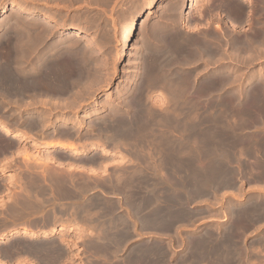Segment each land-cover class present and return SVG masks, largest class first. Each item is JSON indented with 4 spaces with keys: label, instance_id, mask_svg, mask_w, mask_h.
<instances>
[{
    "label": "bare ground",
    "instance_id": "6f19581e",
    "mask_svg": "<svg viewBox=\"0 0 264 264\" xmlns=\"http://www.w3.org/2000/svg\"><path fill=\"white\" fill-rule=\"evenodd\" d=\"M21 1V0H20ZM20 1H18V0H10V1H8L7 3H4L3 5H2V7H1V16H2V18L3 17H5V15L4 14H6L5 12H6V10H11V13L10 14H12V11L14 12L15 10L17 11L18 10V12L19 11H21V12H25V13H27V14H29L31 17H37L38 19H39V22H38V24L39 23H41V26H42V24L43 25H45V27L47 26V24H53V25H55V26H57L59 29H61V30H65V31H67V32H69V33H71V34H74V35H80V37H82L81 35L83 34V32H84V28L82 29L81 27H78V26H70V25H68L67 23H65L64 21H61V20H59V19H55L54 17H53V15H51V14H48V13H38L37 12V10L35 9V7L34 6H25L23 3H21ZM23 1V0H22ZM30 1V0H29ZM199 1V0H198ZM197 0H190V6L192 7V6H195V5H197V2H198ZM215 1V0H214ZM213 1V2H214ZM239 1V0H238ZM238 1H234V0H222V4L220 3V5H223L221 8H225L226 10L225 11H227V13L229 14V15H231V16H233L234 17V19H237V21L238 20H240V18L242 17V16H244V14H245V12H244V8H243V6H240L239 5V3H238ZM248 1V0H247ZM256 1H258V0H256ZM5 2V1H4ZM23 2H25V1H23ZM49 2V1H48ZM240 2V1H239ZM246 2V1H245ZM253 2V1H252ZM254 2H255V0H254ZM263 3H264V1H262ZM30 3H31V1H30ZM189 3V2H188ZM188 3H187V5H188ZM202 3V2H201ZM218 3V2H217ZM237 3V4H236ZM241 3V2H240ZM256 3V2H255ZM258 3V2H257ZM263 3H262V5H263ZM156 3L155 2H153V1H151V2H149L146 6H145V8H144V11H147V10H150V9H152L153 7H154V5H155ZM199 4V3H198ZM248 4V3H247ZM41 5H42V3H41ZM48 5H49V3H48ZM214 5H215V3H214ZM213 5V6H214ZM242 5H243V3H242ZM250 5H251V2H250ZM258 5H259V3H258ZM184 6V5H183ZM254 6V5H253ZM256 6V5H255ZM49 7V6H48ZM54 7V6H53ZM59 7H61V6H59ZM58 7V8H59ZM181 7V6H180ZM188 7V6H187ZM252 7V6H251ZM250 7V8H251ZM260 7V6H259ZM263 7V6H262ZM177 8V7H176ZM216 8V7H215ZM249 8V7H248ZM249 8V9H250ZM253 8V7H252ZM251 8V9H252ZM256 8H257V6H256ZM255 8V9H256ZM174 9V8H173ZM180 9V8H179ZM218 9V8H217ZM255 9L253 10V12H255ZM258 9H260V8H258ZM56 10V9H55ZM196 10V9H195ZM211 10V9H210ZM209 10V11H210ZM219 10V9H218ZM224 10V9H223ZM246 10V9H245ZM263 10V9H262ZM53 11V10H52ZM213 11H215V10H213ZM224 11V12H225ZM248 11V10H247ZM264 11V10H263ZM20 12V13H21ZM55 12H57V11H55ZM174 12V11H173ZM252 12V13H253ZM15 13V12H14ZM53 13V12H52ZM177 13H178V11H177ZM217 13V12H216ZM226 13V12H225ZM250 13V12H249ZM9 14V13H8ZM206 14V13H205ZM209 14H211V13H209ZM228 14H227V17H228ZM248 14V13H247ZM256 14V13H255ZM255 14L253 13L252 15H254V18H256L255 17ZM54 15H55V13H54ZM173 15V14H172ZM171 15V16H172ZM250 15V14H249ZM260 15V14H259ZM258 15V16H259ZM261 15H262V12H261ZM263 15H264V12H263ZM9 16V15H8ZM170 16V17H171ZM177 16V15H176ZM188 16V15H187ZM206 16V15H205ZM208 16V15H207ZM218 16V15H217ZM256 16H257V14H256ZM28 17V16H27ZM168 17V16H167ZM167 17H166V20H167ZM178 17V16H177ZM225 17H226V15H225ZM226 17V18H227ZM245 17H247V16H245ZM245 17L243 18V21H245L244 19H245ZM171 18H173V16L171 17ZM180 18H181V16H180ZM184 18H186V17H184ZM252 18H253V16H252ZM261 18V17H260ZM8 19V18H7ZM11 19H13V18H11ZM32 19V18H31ZM140 19V18H139ZM165 19V18H164ZM178 19V18H177ZM176 19V20H177ZM248 19V18H247ZM261 19H263V17L261 18ZM232 20H233V18H232ZM231 20V21H232ZM1 21V20H0ZM5 21V20H4ZM7 21V20H6ZM5 21V22H6ZM13 21H15V20H13ZM175 20H173L172 21V23L174 22ZM219 21V20H218ZM227 21V20H226ZM229 21V20H228ZM233 21H236V20H233ZM232 21V24L233 23H235V22H233ZM249 21V20H248ZM248 21H246V22H248ZM253 21V20H252ZM252 21H250V23L252 22ZM255 21H257L256 19H255ZM17 22H19V21H17ZM36 22H37V20H36ZM145 22V21H144ZM144 22H143V20L142 21H140V23L138 24V22H136L135 23V26H134V28H133V32L132 31H130V33H129V35L125 38V40L124 41H122V43H121V48H120V50H121V53L122 54H124V55H126L127 53H128V51H129V48H130V46H131V44H132V42H133V40L135 39V36H139V35H141L143 32H144V30H145V25H144ZM165 22V21H164ZM177 22V21H176ZM225 22V21H224ZM224 22L222 23V24H224ZM239 23H240V21H238ZM237 22V23H238ZM9 23V22H8ZM11 23V22H10ZM169 23V22H168ZM170 23H171V20H170ZM171 23V24H172ZM178 23H180L179 22V20H178ZM178 23H176V24H178ZM185 23V22H184ZM195 23V22H194ZM220 23V22H219ZM231 23V22H230ZM258 23V22H257ZM262 23V22H261ZM7 24V23H6ZM37 24V25H38ZM241 24H242V22H241ZM252 24H254V22L252 23ZM256 24V23H255ZM8 25H10V24H8ZM13 25H15V22H14V24ZM17 25V24H16ZM24 25V24H23ZM22 25V26H23ZM137 25V26H136ZM166 25H167V23H166ZM173 25V24H172ZM182 25H183V23H182ZM196 25V24H195ZM231 25V24H230ZM230 25H228V26H230ZM233 25H235V24H233ZM240 25V24H239ZM245 25V24H244ZM250 25V24H249ZM260 24H258V26H259ZM11 26V25H10ZM40 26V27H41ZM52 26V25H51ZM178 26H179V24H178ZM181 26V25H180ZM225 26V25H224ZM223 26V27H224ZM236 26H237V24H236ZM243 26V25H242ZM241 26V27H242ZM258 26H257V28H255V29H258L257 30V32H253L252 30V34L253 35H251V37H247V36H249V33H248V35L246 36V35H243V37H240L239 36V34L237 33V31L234 33V34H231V33H228L229 31H228V28H227V34H231L230 36H229V38L227 37V40H228V45L230 44V45H232L233 46V48L231 49V50H233V49H235V52H239L238 53V56H240L239 58H241V59H245L247 62H252V61H254V60H263L264 59V26H261V27H263V28H261L260 26H259V28H258ZM12 27V26H11ZM17 27H19V26H16V28ZM54 27V26H53ZM169 27V26H168ZM192 27V26H191ZM219 27V25L217 26V28ZM255 27V26H254ZM34 28V27H33ZM47 28H49L48 26H47ZM174 28V27H173ZM178 28V27H177ZM216 28V29H217ZM225 29H226V27H224ZM223 28V29H224ZM233 28H236V27H233ZM13 29H15L14 28V26H13ZM12 29V30H13ZM43 29H44V27H43ZM52 29V28H51ZM166 29V28H165ZM164 29V30H165ZM171 29V28H170ZM179 29H181V28H179ZM216 29H212L213 31H217ZM220 29H222V28H220ZM224 29V30H225ZM230 29H232V28H230ZM11 30V29H10ZM16 30V29H15ZM31 30V29H30ZM38 30V32H39V29H36V31ZM53 30V29H52ZM131 30V29H130ZM176 30V29H175ZM205 30H207V29H205ZM223 30V31H224ZM250 30V29H249ZM9 31V30H8ZM6 32V33H9L10 34V32ZM35 31V30H34ZM41 31H42V28H41ZM50 31V30H49ZM162 31V30H161ZM173 32H174V30H172ZM177 31H178V29H177ZM203 31V30H202ZM231 31V30H230ZM233 31H235V30H233ZM232 31V32H233ZM13 32V31H12ZM16 32V31H15ZM27 32V31H26ZM43 32H47V31H43ZM51 32V31H50ZM60 32V31H59ZM132 32V33H131ZM135 32H136V35H135ZM165 32V31H164ZM168 32H169V30H168ZM171 32V31H170ZM181 31L179 30L178 31V33H180ZM183 32V31H182ZM191 32H193V31H191ZM195 32H197V31H195ZM195 32H193V33H195ZM209 32V31H208ZM225 32V31H224ZM239 32V31H238ZM16 33H18V32H16ZM15 33V34H16ZM178 33H176L175 32V34H171V38H170V40H169V42H166L168 45H164L163 47H162V49H159L160 50V54L159 55H161V57L159 58V59H156V56H155V61H153V60H149V62L150 63H148V61H146L147 63H146V65H142V63H140L139 64V66H141V68H143V70H144V72L142 73L143 74V76H141V73H140V76H141V78H140V81H139V83H136V84H139V92H138V94H136V95H138V96H131V98H130V100L128 101V102H126V101H123V103L124 102H126V104L125 105H119L120 107H122V108H119V109H117V110H119L118 112L119 113H117L116 111V109H115V112L117 113V114H114V118L113 119H110V117L112 118V116H110L108 119H105L106 121H110L111 122V124L112 125H114V126H112L113 127V129L112 130H114V128H115V132H116V135L115 136H117L118 138H120V139H125L126 141H133L134 139H137V138H140V137H137V138H134V137H132L131 136V134H132V132L133 133H136L134 130V128L135 127H133V126H135L137 123L139 124V127L140 126H142V127H146L147 128V125H150L151 123H153V125L152 126H150V127H153L154 126V128H157L159 125H161V124H158V123H161V122H163L164 124H162L163 126H168L169 127V125H170V123H172V121H174V122H176V121H178V123H176V124H174V125H180V123L182 122L183 124H184V121H182V120H186L185 121V124H186V126H191V105L192 106H194L193 107V109L194 108H196L197 107V105H196V100H194V101H191L192 99H191V95L192 94H194L195 93V95L197 94V92H203V95H204V92H208V93H212V92H216V90H218V89H220V88H222L223 86H225L224 84H225V82H219V81H217L218 79V76H220V75H218V73H209L208 75L206 74V76H204L203 77V80H202V82L201 81H197V79L199 78V76L196 74V73H193V70L194 71H196L195 69H193V70H191V74H189V75H191V77L190 76H188L187 75V73H188V71H187V73L186 72H184L183 71V68L181 67L182 66V61H178V57L179 56H181V58H182V56H184V55H187V54H189L190 52H191V50H192V53L190 54V55H192L193 54V58L191 59V61H193L194 60V58H196V57H199V55L201 56L203 53H205V54H207V55H205V56H208L209 57V54L210 55H214V53H215V48H211L212 46V44L210 45L209 44V42H210V40L211 39H207V37L206 36H204L203 34V36H201V37H193L192 35H193V33H192V37H193V39H190L189 41L187 40L186 42H183L184 40H182V38H181V40H179V38L181 37H178ZM187 33V32H186ZM217 33H219V30H218V32ZM217 33H215V34H217ZM220 33H221V30H220ZM219 33V34H220ZM226 33V32H225ZM246 33V34H247ZM254 33H255V35H254ZM2 34V33H1ZM5 34V33H4ZM34 34H35V32H34ZM41 34V33H40ZM44 34H46V33H43V35H41V37L42 36H44L45 37V35ZM157 34H158V32H157ZM163 34V33H162ZM200 34H201V31H200ZM208 34V33H207ZM211 34V33H210ZM215 34H214V36H215ZM17 35V34H16ZM15 35V36H16ZM19 35V34H18ZM17 35V36H18ZM38 35V34H37ZM47 35V34H46ZM50 35V34H49ZM48 35V36H49ZM54 35V34H53ZM73 35V36H74ZM155 35V34H154ZM160 35V34H159ZM168 35V34H167ZM170 35V34H169ZM183 35V34H182ZM185 35V34H184ZM184 35L182 36V37H184ZM188 35V34H187ZM190 35V34H189ZM188 35V36H189ZM197 35V34H196ZM195 35V36H196ZM220 35H222V34H220ZM1 36V35H0ZM5 36H7V35H5ZM8 36H10V35H8ZM7 36V37H8ZM11 36H14L13 34L11 35ZM33 36V35H32ZM31 36V37H32ZM163 36V35H162ZM186 36V35H185ZM198 36V35H197ZM213 36V37H214ZM3 37V36H2ZM30 37V38H31ZM34 37V36H33ZM40 37V36H39ZM50 37V36H49ZM54 37V36H53ZM57 37V36H56ZM154 37H157V36H154ZM164 38H165V36H163ZM211 37V36H210ZM209 37V38H210ZM218 39H220L221 37H223V36H219L218 35ZM226 37H224V38H226ZM1 38V37H0ZM4 38V37H3ZM34 38H37L38 39V37H34ZM34 38H32L31 40L33 41V39ZM43 38V37H42ZM46 38H48L47 36H46ZM45 38V39H46ZM67 38V37H66ZM75 38H76V36H75ZM83 38V37H82ZM85 38V37H84ZM158 38V37H157ZM156 38V39H157ZM196 38V39H195ZM20 39V38H19ZM73 39V38H72ZM91 39V38H90ZM89 39V40H90ZM137 39V38H136ZM155 39V38H154ZM160 40H161V37L159 38ZM158 39V40H159ZM184 39V38H183ZM185 39H186V37H185ZM188 39V38H187ZM214 39V38H213ZM212 39V40H213ZM215 39H217V37L215 38ZM13 40H14V37H13ZM41 40V39H40ZM42 40H44V38L42 39ZM70 40V39H69ZM92 40V39H91ZM209 40V41H208ZM222 40V39H221ZM224 40H226V39H224ZM12 41V40H11ZM21 41V40H20ZM37 41V40H36ZM60 41V40H59ZM66 41V40H65ZM215 41V40H214ZM213 41V42H214ZM15 42V41H14ZM34 42V41H33ZM38 43L40 42V43H44L43 41L41 42V41H37ZM36 42V43H37ZM51 42H52V40H51ZM51 42H50V44H51ZM63 42V41H62ZM76 42V41H75ZM80 42V41H79ZM78 42V43H79ZM93 42V41H92ZM158 42V41H157ZM161 42V41H160ZM160 42H158V43H160ZM165 42V41H164ZM164 42H162V43H164ZM216 42V41H215ZM217 42H218V40H217ZM216 42V43H217ZM227 42V41H226ZM1 43H4V41L2 42V39H1ZM7 43V42H6ZM11 43V42H10ZM74 43V42H73ZM85 43V42H84ZM146 43V42H145ZM144 43V44H145ZM154 43V42H153ZM157 43V44H158ZM162 43H160V44H162ZM225 43V42H224ZM224 43H223V45H224ZM5 44V43H4ZM3 44V45H4ZM12 44V43H11ZM14 44V43H13ZM15 44H16V42H15ZM14 44V45H15ZM45 44V43H44ZM89 44V43H88ZM95 44V43H94ZM93 44V45H94ZM149 44H150V42H149ZM152 44V43H151ZM222 44V43H221ZM14 45L12 46V49H11V52L13 51V54H15V52L18 50L17 48V46H15L14 47ZM34 45V44H33ZM43 45V44H42ZM46 45V44H45ZM49 45V44H48ZM53 45V44H52ZM67 45H70V44H68L67 43ZM74 45V44H73ZM76 45V44H75ZM90 45H91V41H90ZM142 45V44H141ZM154 45V44H153ZM215 45V44H214ZM226 45H227V43H226ZM229 45V46H230ZM50 46V45H49ZM53 46H55V45H53ZM61 46V45H60ZM71 46V45H70ZM69 46V47H70ZM85 46H87V45H84V46H82V47H85ZM135 46V45H134ZM146 46H148V45H146ZM150 46V45H149ZM191 46H192V48H191ZM217 46H218V44H217ZM14 47V48H13ZM17 47V48H16ZM23 47V46H22ZM31 47V46H30ZM34 47H38V46H34ZM43 47V46H42ZM75 46H73V48H74ZM79 47V46H78ZM90 47V46H89ZM92 47V46H91ZM143 47H145V45H142V47L140 46H136V47H134V55H132V56H134V59H136L138 56H142L143 55V53H142V55H141V52H142V49H143ZM218 47H223L222 45L220 46H218ZM32 48V47H31ZM39 48V47H38ZM62 48V47H61ZM66 48H67V46H66ZM72 48V49H73ZM150 48H151V46H150ZM154 48H157V47H154ZM153 48V49H154ZM229 48H231V46L229 47ZM2 49V48H1ZM4 49V48H3ZM52 49L54 50V47H52ZM51 49V50H52ZM78 49V48H77ZM148 49V48H147ZM146 49V50H147ZM218 49V48H217ZM220 49V48H219ZM222 49V48H221ZM220 49V50H221ZM224 49H225V47H223V50H221V51H224ZM5 50V49H4ZM35 50V49H34ZM37 50V49H36ZM47 50V49H46ZM50 50V51H51ZM52 50V51H53ZM62 50H64V48L62 49ZM61 50V51H62ZM67 50V49H66ZM69 50H71L70 48H69ZM145 50V49H144ZM156 50V49H155ZM225 50H227V49H225ZM30 51H33V49L32 50H30ZM38 51V50H37ZM78 51V50H77ZM153 50H151V52H152ZM234 51V50H233ZM232 51V52H233ZM39 52V51H38ZM59 52V51H58ZM57 52V53H58ZM79 52V51H78ZM145 52V51H144ZM157 52V51H156ZM226 52V51H225ZM224 52V53H225ZM229 52V51H228ZM227 52V53H228ZM31 53V52H30ZM33 53V52H32ZM62 53V52H61ZM132 53V54H133ZM147 53V52H146ZM153 53V52H152ZM218 53V52H217ZM216 53V54H217ZM224 53H221V54H224ZM230 54H231V51L229 52ZM41 54V53H40ZM147 54H151V53H147ZM215 54V55H216ZM236 54V53H235ZM19 55V54H18ZM38 54H36V56H37ZM61 55V54H60ZM65 55H66V53H65ZM68 55V54H67ZM71 55V57H73L74 56V54L72 55V54H70ZM155 54H153V55H150L151 57H153ZM214 55V56H215ZM227 55V54H226ZM234 55V54H233ZM1 56V55H0ZM23 56V55H22ZM31 56V55H30ZM51 56V55H50ZM55 56V55H54ZM53 56V57H54ZM77 55H75L74 57H76ZM84 56V55H83ZM144 56H145V54H144ZM204 56V57H205ZM214 56H211V57H213L214 58ZM224 56V55H223ZM229 56V55H228ZM231 56H232V54H231ZM21 57V56H20ZM19 57V58H20ZM39 57V56H38ZM44 57V56H43ZM47 57V56H46ZM49 57V56H48ZM47 57V58H48ZM52 57V56H51ZM50 57V58H51ZM58 57V56H57ZM56 57V58H57ZM78 57V56H77ZM151 57H149V59H152ZM190 57V56H189ZM203 57V56H202ZM203 57V58H204ZM207 57V58H208ZM218 57V56H217ZM7 58V57H6ZM10 58H12V57H10ZM24 58H26V57H24ZM55 58V57H54ZM62 58H63V56H62ZM81 58V57H80ZM83 58H85V57H83ZM83 58H81V59H83ZM144 58V57H143ZM158 58V57H157ZM180 58V59H181ZM200 58V57H199ZM207 58H205V59H207ZM219 58H221V57H219ZM218 58V59H219ZM224 58H225V56H224ZM227 58V57H226ZM230 58V57H229ZM233 58V57H232ZM236 58H238V57H236ZM4 59V58H3ZM3 59H0V117H3V118H6L7 119V117L8 116H6V115H4L3 113H4V109H6L7 107H8V105H7V107L5 108L4 107V109H3V105H4V103H6V100L4 99V97L5 96H11L12 97V94H17V96L20 98L21 96H22V93H24L23 92V90H24V88L26 87L27 88V86H33V87H38V85H40V82H39V79H38V74H35L34 72V74L35 75H28V76H19L20 74H18V75H16L17 73H16V71H14L11 67H10V65L11 64H9V62H4L3 61ZM14 59V58H13ZM17 59H18V57H17ZM36 59V58H35ZM44 59V58H43ZM46 59V58H45ZM44 59V60H45ZM49 59V58H48ZM58 59H59V57H58ZM58 59H56V61L58 60ZM66 59V58H65ZM87 59V58H86ZM85 59V60H86ZM147 59H148V57H147ZM205 59H203V60H205ZM215 59H217L216 57H215ZM214 59V60H215ZM16 60V59H15ZM26 60V59H25ZM38 60V59H37ZM47 60V59H46ZM66 60H68V59H66ZM76 60V59H75ZM78 60V59H77ZM137 60V59H136ZM140 60V59H139ZM185 60V59H184ZM200 60L202 61V59L200 58ZM225 60V59H224ZM227 60V59H226ZM235 60V59H234ZM237 60V59H236ZM235 60V61H236ZM240 60V59H239ZM8 61H10V60H8ZM19 61H20V59H19ZM33 61H35V60H33ZM42 61V60H41ZM50 61H51V59H50ZM55 61V62H56ZM72 61V60H71ZM83 61V60H82ZM142 61V60H141ZM187 61V60H186ZM188 61H190V60H188ZM190 61V62H191ZM212 61V59L209 61V62H211ZM215 61H217V60H215ZM228 61V60H227ZM226 61V63H228ZM230 61V60H229ZM231 61H232V59H231ZM230 61V62H231ZM21 62V61H20ZM20 62L18 63V61H17V63L16 64H20ZM43 62H45V64H46V61H43ZM60 62H61V60H60ZM77 62H79V61H77ZM88 62V61H87ZM131 62H133V63H135L136 61H131ZM143 62V61H142ZM195 62V61H194ZM193 62V63H194ZM199 62V61H198ZM205 62V61H204ZM206 62H207V60H206ZM213 62V61H212ZM217 62H220V60L219 61H217ZM216 62V63H217ZM222 62H225V61H223V59H221V62H220V64H217V65H221V63ZM233 62V61H232ZM256 62V61H255ZM30 63H31V61H30ZM38 63V62H37ZM41 63V62H40ZM47 63H48V61H47ZM56 63H58V62H56ZM62 63V62H61ZM91 63V62H90ZM132 63V64H133ZM139 63V62H138ZM145 63V62H144ZM208 63V62H207ZM234 63H237V62H234ZM242 64H243V62H241ZM246 63V62H245ZM254 63V62H253ZM22 64H23V62H22ZM22 64H21V66H22ZM25 64V63H24ZM44 64V63H43ZM66 63H62L60 66L61 67H63L64 68V66H62V65H65ZM70 64V63H69ZM93 64V63H92ZM129 64H130V62H129ZM188 64V63H187ZM192 64V63H191ZM196 64H198V63H196ZM205 63H203V65H204ZM249 64V63H248ZM13 65V64H12ZM34 65V64H33ZM47 65V64H46ZM49 65V64H48ZM47 65V66H48ZM55 65H58V64H55ZM68 65V64H67ZM67 65H65V67L67 66ZM78 65V64H77ZM82 65H83V63H82ZM190 65V64H189ZM208 65V64H207ZM206 65V66H207ZM213 65H215V64H213ZM212 65V66H213ZM228 65H230L229 63H228ZM236 65V64H235ZM234 65V66H235ZM259 65V64H258ZM41 66V65H40ZM43 66V65H42ZM50 66H51V68L52 67H54V66H52L51 65V62H50ZM85 66V65H84ZM96 66V65H95ZM94 66V67H95ZM131 66V65H130ZM133 66V65H132ZM138 66V65H137ZM185 66V65H184ZM190 66H192V65H190ZM189 66V67H190ZM194 66H195V63H194ZM209 66V65H208ZM224 66V65H223ZM225 66H227L226 64H225ZM251 66H252V64H251ZM22 67H24V66H22ZM35 66H33V69H35L34 68ZM39 67V66H38ZM49 67V66H48ZM58 67V66H57ZM60 67V68H61ZM68 67H70V65L68 66ZM92 67V66H91ZM93 67V68H94ZM188 67V66H187ZM193 67V66H192ZM200 67H202V66H200ZM221 67V66H220ZM230 67V66H229ZM238 67V66H237ZM243 67V66H242ZM248 67V66H247ZM17 68H20V67H18L17 66ZM45 68V67H44ZM62 68V69H63ZM71 68V67H70ZM76 68H79V67H76ZM89 69H91L90 67H88ZM140 68V67H139ZM140 68V69H141ZM194 68V67H193ZM197 68V67H196ZM208 68V67H207ZM231 68V67H230ZM24 69V68H23ZM38 69H40V68H38ZM46 69H47V67H46ZM45 69V70H46ZM134 69V68H133ZM199 69V68H198ZM203 69H204V67H203ZM233 69V68H232ZM247 69V68H246ZM256 69H258V68H256ZM16 70V69H15ZM41 70H42V68H41ZM49 70V69H48ZM51 70V69H50ZM73 70V69H72ZM78 70V69H77ZM79 70H81V69H79ZM130 70V69H129ZM185 70V69H184ZM201 70V72H199L200 74L201 73H203L204 72V70L202 71V69H200ZM199 70V71H200ZM207 70V69H206ZM227 70V69H226ZM229 71H230V69H228ZM253 70V69H252ZM251 70V71H252ZM58 71V70H57ZM64 72H65V69L63 70ZM198 71V70H197ZM196 71V72H197ZM217 71V70H216ZM219 71H221V69L219 70ZM232 71V70H231ZM244 71H246V70H244ZM250 71V70H249ZM17 72H20V71H17ZM28 72V71H27ZM30 72V71H29ZM46 73H44V74H42V77H39L42 81H53V80H51V78L49 77V76H47V70L45 71ZM56 72V71H55ZM60 72V71H59ZM67 72V71H66ZM83 72V74H84V71H82ZM81 72V73H82ZM133 72V71H132ZM137 72H138V70H137ZM141 72H142V70H141ZM235 72V71H234ZM255 72H257L256 73V75L254 76V75H252L251 77H250V80L248 81L247 80V91H245V92H247V94H249V96L245 99L244 98V100L245 101H249V104L247 105V104H245L244 106H243V102H242V104H239V106H241V107H239L238 109L240 110H237L238 111V114L240 115V117L242 118L243 117V120H242V123L240 122L241 121V119H240V123H237V124H234V125H231L232 127H230L231 128V130L230 129H228L230 132H231V134L229 133V132H227V131H225V130H223V131H221V130H219L218 128H217V130L216 129H214L213 130V128H211V127H209V129H206L205 130V132H204V134L203 133H200V136H199V134L198 135H194L195 137H196V139H194V141L193 142H195V141H198V142H200V145H198V146H194V144L193 143H191L190 144V142H189V140H186L185 141V143H184V141H181V142H183V144L182 143H180L178 146H173V145H175V144H173V143H171V144H173V145H169V146H167V147H164V146H166V145H163V144H161V141H160V145H162L161 147H163V148H161L160 147V145L158 146V147H160L161 149H163L162 151H164L161 155H162V157L160 156V155H158V156H160L161 158V163H162V165H163V167L162 168H164V169H166L165 167H166V163H169V162H171L170 164H168L169 165V167L168 168H170V170L171 171H173V172H171V174L169 173V175H168V177H170V179H168L167 178V180H169V182L168 183H171L172 184V186L175 188V185L176 186H178V188H182L183 187V182H179L180 181V179H182V178H180L179 179V181L178 180H176L174 177H176V176H174V172L176 171V170H183V172L184 171H189L188 172V175H189V173H190V175H191V187L189 188V187H187L185 190H187V191H185L186 192V196L188 195L189 196V198H191L190 199V201L191 200H194V199H201V198H203L204 197V195H207V193L208 192H210V190L211 189H215V188H217V189H224V188H227V189H230V191L229 192H223V197H226V196H224L225 194L227 195V197H226V201H225V203H226V205H224L225 207L223 208L224 210H223V212H220V213H224L225 215H227V216H229V217H233V219L235 218V220L233 221V223L234 222H236V221H240L239 222V224L241 223V224H244L245 222V224H248V222L250 221L252 224H255V227H251L253 230H256V244H257V246L258 247H256L255 248V250L258 248V251L256 252L255 250V252H256V254H258L257 255V257H256V254H255V256L254 257H256L254 260H256L257 259V263L258 264H264V260H263V258H264V254L262 253L261 254V252H263L264 251V66H262V67H260L257 71H255ZM26 73V72H25ZM31 73V72H30ZM52 73H53V71H52ZM57 73V72H56ZM56 73H55V75H56ZM94 73V72H93ZM95 73H96V71H95ZM101 73V72H100ZM189 73H190V71H189ZM225 73H227V72H225ZM27 74V73H26ZM29 74V73H28ZM58 74H60V73H58ZM64 74V73H63ZM88 73H86V76H88L87 75ZM228 74V73H227ZM238 74V73H237ZM247 74H250V73H247ZM255 74V73H254ZM22 75H24V74H22ZM41 75V74H40ZM39 75V76H40ZM50 75H51V73H50ZM65 75V74H64ZM78 75V74H77ZM95 75V74H94ZM223 75H225L224 73H223ZM221 76V77H219V78H222L223 79V77L224 76ZM233 75V74H232ZM235 76H236V74H234ZM234 75L233 76H231V77H234ZM52 76V75H51ZM61 76V75H60ZM79 76V75H78ZM80 76H81V74H80ZM96 76V75H95ZM138 76V75H137ZM136 76V77H137ZM203 76V75H202ZM53 77V76H52ZM55 77V76H54ZM57 77V76H56ZM55 77V78H56ZM64 77V79H65V76H63ZM85 77V76H84ZM97 77V76H96ZM100 77V76H99ZM134 77V74H130V75H124V76H121L120 77V79L119 80H117L118 81V83H117V87H116V90L114 91V93L112 92H110V91H106V93H105V99L107 100V103H108V101H110V100H112L114 97H117V96H121V95H124L125 97L126 96H128V92H126V88L128 87V85H129V83H130V81H131V78H133ZM245 77H247V76H245ZM249 77V76H248ZM55 78H53L54 79V81H55ZM60 78V77H59ZM68 78V77H67ZM71 78H73V77H71ZM87 78V77H86ZM228 78V77H227ZM237 78V77H236ZM50 79V80H49ZM79 79V78H78ZM88 79V78H87ZM90 79V78H89ZM95 79V78H94ZM93 79V80H94ZM97 79V81L99 80L98 78H96ZM139 79V78H138ZM217 79V80H216ZM225 79V78H224ZM223 79V80H224ZM244 79V78H243ZM254 79H255V81H254ZM57 80H59V82H60V79H57ZM76 80V79H75ZM92 80V81H93ZM103 80L104 79H102V82H103ZM107 80V79H106ZM220 80V79H219ZM230 80V79H229ZM228 80V81H229ZM232 80V79H231ZM239 80V79H238ZM84 81V80H83ZM86 81V80H85ZM100 81V80H99ZM98 81V82H99ZM108 81V80H107ZM134 81H135V79H134ZM233 81H234V79H233ZM48 82H47V84H48ZM63 82V81H62ZM65 82V81H64ZM71 82H73V81H71ZM79 82V81H78ZM78 82H77V85H78ZM93 82H95V81H93ZM68 83H69V81H68ZM80 83H82V82H79V84ZM86 83V82H85ZM131 83H132V81H131ZM230 83V82H229ZM237 83V82H236ZM251 83H253V84H251ZM42 84H43V82H42ZM56 84V83H55ZM58 84V83H57ZM61 84H63V83H61ZM65 84V83H64ZM90 84H91V82H90ZM94 84V83H93ZM97 84V83H96ZM98 84H101L100 82L98 83ZM97 84V85H98ZM233 84V83H232ZM239 84V83H238ZM44 85H45V82H44ZM50 85V84H49ZM69 85H72V84H69ZM77 85H76V87H77ZM85 85V84H84ZM82 86V88L84 87V91H83V89H82V91L85 93V92H87L85 89H86V86L88 85V82H87V84H86V86ZM135 85V84H134ZM133 85V86H134ZM249 85V86H248ZM48 86V85H47ZM52 86H54V85H52ZM57 86H59V85H57ZM73 86V85H72ZM89 86V85H88ZM87 86V88H89ZM93 85L91 84V87H92ZM101 86V85H100ZM133 86H131V88L133 87ZM138 86V85H137ZM233 86V85H232ZM50 87H51V85H50ZM97 87V86H96ZM135 87V86H134ZM55 88H56V85H55ZM55 88H53V89H55ZM74 88V87H73ZM80 88V87H79ZM161 89V91H165L167 94L165 95L166 97H169L168 98V100H167V104L169 105H167L168 107H165L164 106V108L162 107V108H160L161 110H163L162 112H161V110L159 111L158 109L159 108H157V109H155L154 107H153V104L151 105L153 108H150V105H149V103H148V101L147 100H149L150 98L149 97H147V96H145L144 94H143V91H146V90H144V89ZM240 88V87H239ZM239 88H237V89H239ZM52 89V90H53ZM59 90H62V92H64L63 90L64 89H62V88H58ZM138 89V88H137ZM223 89V88H222ZM240 89H242V88H240ZM44 90H46V89H44L43 88V91ZM50 90V89H49ZM48 90V92H50ZM58 90V91H59ZM68 90V89H67ZM133 90H135V89H133ZM215 90V91H214ZM243 90V89H242ZM246 90V89H245ZM29 91V90H28ZM27 91V92H28ZM31 91V90H30ZM32 91H33V89H32ZM35 91H36V89H35ZM39 91V90H38ZM43 91H41V94L43 95V94H46V93H42ZM53 91H55V90H53ZM57 91V92H58ZM66 91V90H65ZM130 91V90H129ZM132 91V90H131ZM240 91V90H239ZM52 92V91H51ZM56 92V93H57ZM71 93L70 94H72V91H70ZM75 92V91H74ZM78 92H79V90H78ZM80 92H81V90H80ZM93 92V91H92ZM134 92V91H133ZM146 92H148V91H146ZM145 92V93H146ZM150 92V91H149ZM154 92V91H153ZM164 92V93H165ZM219 92H221V91H219ZM243 92V91H242ZM245 92H243V94L245 93ZM31 93H34V92H31ZM60 93V92H59ZM132 93V92H131ZM217 93V92H216ZM240 93V92H239ZM25 94H28V93H26L25 92ZM25 94H24V96H25ZM37 94V93H36ZM38 94H40V93H38ZM41 94H40V96L39 97H41ZM49 94V93H48ZM48 94H47V96H48ZM58 94V93H57ZM61 94V93H60ZM78 94V93H77ZM89 94V93H88ZM148 94V93H147ZM157 94H159L158 93V91H157ZM161 94H163V93H161ZM161 94H159V95H161ZM213 94V93H212ZM50 95V94H49ZM63 95V94H62ZM131 95V94H130ZM133 95V94H132ZM164 95H163V97H164ZM194 95V98H193V96H192V98L193 99H195V96ZM242 95V94H241ZM27 96V95H26ZM31 96V95H30ZM57 96V95H56ZM55 96V97H56ZM66 96V95H65ZM77 96V95H76ZM78 96H80V93H79V95ZM91 96V95H90ZM150 96V95H149ZM240 96V95H239ZM247 96V95H246ZM37 97V96H36ZM35 97V98H36ZM52 97V96H51ZM51 97H49V98H51ZM61 97V96H60ZM62 97H64V96H62ZM69 97H73V94H72V96L70 95ZM74 97H75V95H74ZM83 97H85V96H83ZM149 98V99H147V98ZM211 97V96H210ZM213 97V96H212ZM234 97V96H233ZM44 98H47V97H44ZM43 98V99H44ZM48 98V99H49ZM66 98H68V96H66ZM82 98V97H81ZM80 98V99H81ZM89 98V97H88ZM154 98H155V95H154ZM198 98H200V97H198ZM206 98H209V97H206ZM28 99H31V98H28ZM41 99H42V97H41ZM40 99V100H41ZM62 99V98H61ZM64 99H65V97H64ZM69 99V98H68ZM77 99H79V98H77ZM87 99V98H86ZM122 99H123V97H122ZM121 99V100H122ZM157 99H159V98H157ZM161 99H162V95H161ZM165 99V97L163 98V100ZM197 99V98H196ZM13 100V99H12ZM52 101H53V99H51ZM51 100H49V102L48 101H46V102H48L49 104H52L51 103ZM55 100V99H54ZM73 100V99H72ZM105 100V101H106ZM150 100H153L152 98L150 99ZM149 100V101H150ZM198 100V99H197ZM243 100V101H244ZM20 101V100H19ZM19 101L17 102V103H19ZM32 101V100H31ZM30 101V102H31ZM34 101V100H33ZM57 101V100H56ZM58 101H60V100H58ZM66 101H68V100H66ZM66 101H64L63 99H62V103L66 106H68V104H71L70 102H68V104H65L64 102H66ZM69 101H70V99H69ZM75 101H77V100H75ZM79 101V100H78ZM77 101V102H78ZM156 101V100H155ZM158 101V100H157ZM214 101H215V99H214ZM236 101H239V98H238V100H236ZM244 101V102H245ZM21 102V101H20ZM44 100H43V105H44ZM72 102V101H71ZM76 102V103H77ZM79 102H81V100L79 101ZM119 102V101H118ZM151 102V101H150ZM159 102H163V101H158L157 103H159ZM165 102V101H164ZM223 102V101H222ZM246 102V103H247ZM15 103V102H14ZM28 103H29V101H28ZM28 103H27V107H28ZM41 103V102H40ZM61 103V104H62ZM75 103V102H74ZM76 103H75V105H76ZM115 103V102H114ZM120 103H122V101L120 102ZM122 103V104H123ZM153 103H155V102H153ZM211 102L209 101V104H210ZM217 103V102H216ZM237 103V102H236ZM12 104V103H11ZM10 104V105H11ZM25 104H26V102H25ZM73 104V103H72ZM71 104V105H72ZM103 104V103H102ZM105 104V103H104ZM161 104H163V103H161ZM225 104V103H224ZM238 104V103H237ZM13 105V104H12ZM16 104H14L13 106H15ZM24 105V104H23ZM23 105H21V107L23 106ZM33 105H34V102H33ZM36 105H37V102H36ZM46 105H48L47 103H46ZM45 105V107H48V106H46ZM53 105V104H52ZM57 105H59L60 106V104H59V102H58V104ZM74 105V106H75ZM98 105H99V103H98ZM110 105V104H109ZM147 105H149L148 106V108H150V109H147ZM155 105V104H154ZM164 105V104H163ZM201 105V104H200ZM206 105H207V102H206ZM215 105V104H214ZM214 105L213 106H211V105H207L205 108H206V110L208 109H212V110H214ZM18 106V105H17ZM30 106V105H29ZM41 106V105H40ZM58 106V107H59ZM63 106V105H62ZM66 106V107H67ZM77 106V105H76ZM103 106V105H102ZM106 106V105H105ZM158 106H160V103L158 104ZM228 106V105H227ZM247 106V107H246ZM26 107V106H25ZM34 107V106H33ZM53 107V106H52ZM64 107V106H63ZM78 107V106H77ZM108 107V106H107ZM156 107H157V105H156ZM161 107V106H160ZM208 107H210V108H208ZM231 107V106H230ZM24 108V107H23ZM41 108H42V106H41ZM55 107H53V109H54ZM56 108H57V106H56ZM68 108H70V106L68 107ZM93 108V107H92ZM100 108V107H99ZM111 108V107H110ZM204 108V109H205ZM241 108V109H240ZM16 109V108H15ZM25 109V108H24ZM35 109V108H34ZM45 109V108H44ZM47 109L48 108H46V111H47ZM50 109V108H49ZM59 109V108H58ZM63 109V108H62ZM67 109V108H66ZM71 109V108H70ZM72 109H75V108H73L72 107ZM71 109V110H72ZM91 109V108H90ZM94 109H96V108H94ZM203 109V108H202ZM224 109V110H223ZM222 110H220V112H218V114H215V116H216V118H217V115H218V120L214 117V116H212L213 117V120L214 121H220L221 122V119L223 120V114L225 115V114H228V112L227 111H230V110H228L227 108H223ZM17 110H18V108H17ZM21 110V109H20ZM50 110H52V109H50ZM57 109H55V111H56ZM61 110V109H60ZM64 110V109H63ZM68 110V109H67ZM109 110V109H108ZM112 110V109H111ZM110 110V111H111ZM114 110V109H113ZM112 110V111H113ZM7 111V110H6ZM39 111V110H38ZM46 111H45V113H46ZM65 111V110H64ZM73 111V110H72ZM87 111V110H86ZM90 111V110H89ZM95 111V110H94ZM122 111H126L125 113L124 112H122ZM132 111V112H131ZM147 111H148V113H147ZM200 111V110H199ZM8 112V111H7ZM34 112V111H33ZM36 112H37V110H36ZM41 112V111H40ZM51 112V111H50ZM49 112V113H50ZM107 112V111H106ZM109 112V111H108ZM203 112V111H202ZM6 113V112H5ZM15 113H17V112H15ZM42 113V112H41ZM49 113H47V114H49ZM61 113H62V111H61ZM113 113H114V111H113ZM13 114V113H12ZM33 114V113H32ZM43 114H44V112H43ZM42 114V115H43ZM65 114V113H64ZM75 114V113H74ZM94 114V113H93ZM101 114H103V113H101ZM100 114V115H101ZM110 114H111V112H110ZM16 115V114H15ZM21 115V114H20ZM36 114H34L33 116H35ZM68 115H70V114H68ZM67 115V116H68ZM77 115V114H76ZM76 115H74V116H76ZM99 115V116H100ZM108 115V114H107ZM106 115V116H107ZM209 115V114H208ZM223 116L222 118H219L220 116ZM30 116V115H29ZM39 116V115H38ZM44 116V115H43ZM46 116V115H45ZM44 116V117H45ZM60 116V115H59ZM89 116V115H88ZM104 116V115H103ZM236 116H237V114H236ZM13 117V116H12ZM20 117H22V116H20ZM25 118L26 117H28V115H25L24 116ZM24 117H22V118H24ZM42 117V116H41ZM47 117V116H46ZM64 117V116H63ZM85 117V116H84ZM108 117V116H107ZM8 118H10V114H9V117ZM14 118V117H13ZM17 118V117H16ZM43 118V117H42ZM65 118V117H64ZM94 118V117H93ZM28 119V118H27ZM24 120V121H28V120ZM59 119V118H58ZM60 119H62V118H60ZM66 119V118H65ZM70 119V118H69ZM74 119V118H73ZM81 119V118H80ZM79 119V120H80ZM103 119V118H102ZM101 119V120H102ZM235 119H237V118H235ZM239 119V118H238ZM18 120V119H17ZM23 120V119H22ZM34 120V119H33ZM44 120V122H43V124L45 123V119L43 118L42 120H41V122ZM50 120V119H49ZM49 120H48V122H49ZM54 120V119H53ZM71 120V119H70ZM97 120V119H96ZM95 120V121H96ZM100 120V119H99ZM98 120V121H99ZM104 120V119H103ZM104 120V121H105ZM15 121V120H14ZM21 121V120H20ZM30 121V120H29ZM34 121H40L39 120V118H38V120H34ZM47 121V120H46ZM63 121V120H62ZM75 121V120H74ZM82 121V120H81ZM88 121V120H87ZM11 122V121H10ZM31 123L33 122V121H30ZM29 122V123H30ZM64 122H66V121H64ZM63 122V123H64ZM90 122H91V120H90ZM97 122V121H96ZM24 123V122H23ZM28 123V122H27ZM30 123V124H31ZM33 123H35V122H33ZM32 123V124H33ZM80 123V122H79ZM88 123V122H87ZM91 123H93V122H91ZM91 123H89L90 125H91ZM95 123V122H94ZM190 123V124H189ZM8 124L9 123H7L6 121H4L3 119H1L0 120V131L2 132H5V134H7L8 135V133L9 132H11V131H9L10 129V127H8ZM16 124V123H15ZM18 124V123H17ZM31 124V125H32ZM38 124V123H37ZM42 124V125H43ZM53 124V123H52ZM76 124V123H75ZM88 124V125H89ZM95 124H97V123H95ZM104 124H107V122L105 123L104 122ZM104 124H102V125H104ZM138 124H137V126H138ZM158 124V126H156ZM184 124V125H185ZM217 124V123H216ZM219 124V123H218ZM222 124V123H221ZM25 125H26V123H25ZM35 125H36V123H35ZM63 125H66V124H63ZM70 125V124H69ZM72 125V124H71ZM87 125V126H88ZM99 125H100V123H99ZM102 125H100L99 126V128L102 126ZM161 125V126H162ZM172 125V124H171ZM173 125V126H174ZM183 125V126H184ZM22 126V125H21ZM29 126V125H28ZM40 126V125H39ZM58 126V125H57ZM74 126V125H73ZM78 126H80V125H78ZM96 126V125H95ZM107 126V125H106ZM162 126V127H163ZM185 126V127H186ZM198 126V125H197ZM221 126H223V125H221ZM226 126V125H225ZM26 127V126H25ZM33 127V126H32ZM44 127V126H43ZM62 127V126H61ZM68 127V126H67ZM75 127H76V125H75ZM75 127H73V128H75ZM86 127V126H85ZM89 127V126H88ZM91 127V126H90ZM110 127V126H109ZM132 127H133V131H132ZM175 127V126H174ZM173 127V128H174ZM180 127V126H179ZM206 127V126H205ZM13 128H15V127H13ZM23 128V127H22ZM96 128H97V126H96ZM95 128V129H96ZM107 128H108V126H107ZM178 128V127H177ZM184 128V127H183ZM183 128H181V129H183ZM211 128V129H210ZM16 130H17V128H15ZM24 129V128H23ZM38 129V128H37ZM91 129H92V127H91ZM148 129H149V127H148ZM166 129H167V127H166ZM165 129V130H166ZM221 129H223V128H221ZM11 130H12V128H11ZM13 131L12 133H9L10 134V137L12 136L13 138H18V139H20V140H25V139H31V141H32V143H33V145L34 146H36V147H38V146H41V145H46V147L48 146V147H51V148H58L59 150H73V151H75V152H77L78 150H83V151H87V148H89V147H84V148H78L77 147V141L76 142H71V140L70 141H67V140H69L68 139V137L65 139L66 141H63L62 139V141L60 140H58V141H53V140H51V141H45V143H43V142H41V140H39V139H36V138H33V137H31V136H27L26 134H24V133H22L21 131ZM53 130V129H52ZM68 130V129H67ZM72 130V129H71ZM110 130V129H109ZM140 130V129H139ZM138 130V131H139ZM145 130H147V129H145ZM156 130V129H155ZM155 130H151L150 132H154V133H156V131ZM165 130H163L162 132H160V134H158V136L159 137H157V133H156V136H155V138H157V140H158V138L159 139H161L162 141H163V139H167V141L169 140L170 142L171 141H175L176 140V138L174 139V140H172L171 138H170V136H171V134H170V136L165 132ZM170 131H171V129H169ZM168 130V131H169ZM185 130H189L188 128H186ZM219 130V131H218ZM58 131H59V129H58ZM66 131V130H65ZM70 131V130H69ZM73 131H74V129H73ZM76 131V133H77V130H75ZM95 131V130H94ZM111 131V130H110ZM113 131V132H114ZM180 131V130H179ZM178 131V133H180ZM182 131H184V130H182ZM181 131V132H182ZM68 132V131H67ZM89 132V131H88ZM140 132H141V130H140ZM139 132V133H140ZM149 132V131H148ZM191 130H189V135H186V136H188V138L190 137L191 138ZM58 133V132H57ZM60 133V132H59ZM58 133V134H59ZM75 133V132H74ZM75 133V135H77ZM111 132H109L108 133V135L110 134ZM143 134H144V132H142ZM142 133H140L138 136H140ZM171 133V132H170ZM183 133V132H182ZM194 133H195V131H194ZM13 134V135H12ZM44 134V133H43ZM46 134V133H45ZM57 134V135H58ZM63 134V133H62ZM61 134V135H62ZM90 134V133H89ZM95 134H98V133H95ZM101 133L99 132V134L98 135H100ZM136 134H138V133H136ZM142 134V135H143ZM147 134H149V133H147ZM147 134H145L144 136H146ZM150 134H152V133H150ZM149 134V135H150ZM173 134V133H172ZM175 134V133H174ZM186 134V133H185ZM201 134H203V135H201ZM229 134V135H228ZM53 135V134H52ZM69 135V133L67 134V136ZM80 135V134H79ZM85 135H87V133H85ZM112 135V134H111ZM151 136L152 137V139H151V142H152V140L153 139H155L154 138V136ZM180 135H184V133L183 134H179V136ZM51 136V135H50ZM65 136V135H64ZM84 136V135H83ZM106 136H107V134H106ZM105 136V137H106ZM113 136V135H112ZM113 137V138H115L116 139V137ZM136 136V135H135ZM144 136H143V138H144ZM173 136V135H172ZM179 136H177V137H179ZM35 137V136H34ZM49 137V136H48ZM51 137H53V136H51ZM50 137V138H51ZM79 137V136H78ZM104 137V136H103ZM104 137V138H105ZM151 137H149V138H151ZM173 137H175V136H173ZM55 138V137H54ZM75 138H76V136H75ZM84 138V137H83ZM88 138H89V135H88ZM98 138H100V136H98ZM106 138H109V137H106ZM134 138V139H133ZM182 138V137H181ZM181 138L179 137V139L181 140ZM193 138V137H192ZM56 139H57V136H56ZM59 139H60V135H59ZM76 139H79V138H76ZM81 139H82V137H81ZM81 139H79V140H81ZM91 139H92V135H91ZM91 139H90V141H91ZM95 139V138H94ZM93 139V140H94ZM112 139V138H111ZM111 139H109V140H111ZM133 139V140H132ZM147 139H148V135H147ZM146 139V140H147ZM46 140V139H45ZM88 139H86V141H87ZM96 140H98L97 138H96ZM103 140V139H102ZM101 140V141H102ZM104 140H106V139H104ZM108 140V141H109ZM140 140V139H139ZM144 140V139H143ZM145 140V141H146ZM157 140H155L156 142H157ZM179 140V141H180ZM183 140H185V135H184V139ZM100 141V140H99ZM117 141V140H116ZM119 141V140H118ZM124 141V140H123ZM134 141H136V140H134ZM133 141V142H134ZM141 141V140H140ZM149 141V140H148ZM148 141H147V145L150 143H148ZM166 141V142H167ZM191 142H192V140H190ZM79 142H81V141H79ZM83 142V141H82ZM110 143L112 142V141H109ZM121 142V141H120ZM164 143H165V141H163ZM198 142L196 143V144H198ZM76 143V144H75ZM86 143V142H85ZM87 143H88V141H87ZM86 143V144H87ZM105 143V142H104ZM100 144V142H99V144L101 145V153L102 154H105V153H108L109 152V150L110 151H112L111 149H109L110 147H106L105 146V144ZM115 143V142H114ZM122 143H124V142H122ZM126 143V142H125ZM140 143V142H139ZM138 143V141L135 143H132V144H139ZM142 143H145V142H142ZM157 143H159V142H157ZM156 143V144H157ZM175 143V142H174ZM96 144H98V142H96ZM116 144L117 143H115V146H116ZM128 144H129V142H128ZM152 144V143H151ZM79 145V144H78ZM81 145V144H80ZM91 144H89L88 146H90ZM122 145V144H121ZM127 145V144H126ZM130 146H131V143L129 144ZM140 145V144H139ZM141 145H144V144H141ZM153 145H154V143H153ZM153 145H151L150 146V148L153 146ZM82 146V145H81ZM86 146V145H85ZM94 146H95V142H94ZM128 146V145H127ZM130 146H128V147H130ZM134 146V145H133ZM136 146V145H135ZM149 146V145H148ZM92 147V146H91ZM124 147V146H123ZM139 147H141V148H146L145 147V145L142 147V146H139ZM139 147H137L138 149H139ZM155 147V146H154ZM134 148V147H133ZM159 148V149H160ZM164 148H165V150H164ZM27 149V148H26ZM114 149V148H113ZM117 149V148H116ZM130 149H132V148H130ZM127 150L128 151V153H129V151H131V150ZM151 149H153V148H151ZM157 147H155L152 151H153V154H156L157 152H160V151H158L159 150ZM160 149V150H161ZM134 150H136V148H134ZM26 152H27V150H25ZM82 151V152H83ZM126 151V152H127ZM146 153H147V155H145L146 157H143V156H137L136 157V163H134L133 165L134 166H130L129 167V165H128V167H125L124 165H122V167H124V168H128L129 170H130V173H127V171L126 172H124V173H122L123 174V177H119L118 178V176H116L118 179H120L119 180V182H117V184H119L120 183V181H122L123 183H125L126 185H127V187H131L130 185H132V184H134V185H136V188L138 187V189L141 187V184L143 183V181L145 180V176H143V174H144V171H145V168L147 169L148 168V166L150 165L149 164V157H150V160H151V154L152 153H150V156H148V153L150 152V150H148V151H146V150H144ZM151 151V152H152ZM138 152H139V150H138ZM137 152V153H138ZM141 152V151H140ZM145 152H144V154H145ZM193 152V154L191 155V153ZM25 153V152H24ZM24 153L22 152V154L24 155ZM74 153V152H73ZM78 153V152H77ZM131 153V152H130ZM134 153V152H133ZM136 153V152H135ZM143 152H141V154H142ZM184 154L187 158H188V160H185V159H187V158H185V159H183V160H178V159H176L177 157L179 158V156H176V155H178V154ZM50 154V153H49ZM53 154V153H52ZM127 154V153H126ZM183 154L181 155V156H183ZM29 155V157H30V153L29 154H25V156L27 157ZM55 155V154H54ZM190 155H191V157H190ZM24 156V157H25ZM32 156V155H31ZM42 156V155H41ZM44 156V155H43ZM46 156V155H45ZM50 156V155H49ZM157 156V157H158ZM175 156H176V158H175ZM185 156H183V157H185ZM154 157V156H153ZM168 157H170L169 159H168ZM189 157H190V159H189ZM31 158V157H30ZM39 158V157H38ZM49 158V157H48ZM51 158H53V157H50V160L49 161H51ZM55 158V157H54ZM61 158V157H60ZM94 158H96V157H94ZM134 158H135V156H134ZM25 159V158H24ZM28 161H29V159L28 158H26ZM32 159H34V157H32ZM40 159H41V157H40ZM39 159V160H40ZM158 158H156V160H157ZM36 160H37V157H36ZM45 160V159H44ZM79 160V159H78ZM96 160H97V158H96ZM152 160H155L154 158L152 159ZM155 160V161H156ZM167 160H168V162H167ZM170 160V161H169ZM28 161H26V162H28ZM30 161H31V159H30ZM34 161V160H33ZM100 161V160H99ZM134 161V160H133ZM154 161V162H155ZM25 162V163H26ZM36 162V161H35ZM42 162V161H41ZM45 162V161H44ZM51 162H53V160L51 161ZM54 162H55V160H54ZM78 162V161H77ZM94 162H96V163H98L97 161H94ZM30 163V162H29ZM28 163V164H29ZM48 163V162H47ZM66 163H68V162H66ZM69 163L71 164V162L69 161ZM132 163V162H131ZM152 164H153V161L151 162ZM164 163V164H163ZM31 164H34L33 162L31 163ZM38 164H40V163H38ZM38 164H36L37 166H39ZM44 164V163H43ZM42 164V165H43ZM45 164H46V162H45ZM59 166H60V164L59 163H57ZM74 164V163H73ZM73 164H72V166H73ZM93 164V163H92ZM95 164V163H94ZM121 164V163H120ZM120 164H119V166H120ZM41 165V166H42ZM47 165V164H46ZM55 165V164H54ZM69 165V164H68ZM67 165V166H68ZM76 165V164H75ZM78 165V164H77ZM101 165V164H100ZM131 165V164H130ZM154 165H156V164H154ZM154 165H152V167L154 168ZM158 165H159V163H158ZM25 166V165H24ZM30 166V165H29ZM49 166V165H48ZM57 166V165H56ZM59 166H57V167H59ZM63 166H65V165H63ZM80 166V165H79ZM82 166V165H81ZM88 166V165H87ZM161 165H159V167H160ZM27 167V166H26ZM50 167V166H49ZM70 167V166H69ZM84 166H82V168H83ZM34 168H36L35 166H34ZM38 168V167H37ZM43 168H45V167H43ZM51 168V167H50ZM50 168L48 169V171L50 170ZM55 168V167H54ZM63 168V170L65 171H67V167H66V169H64V167H62V165H61V167H60V170ZM81 167H80V169H82ZM52 169V168H51ZM71 169V168H70ZM80 169H77V170H80ZM84 169H87L86 167L84 168ZM91 169V168H90ZM127 169V170H128ZM157 169V168H156ZM27 170V169H26ZM35 170V169H34ZM37 170V169H36ZM35 170V171H36ZM41 170H43V169H41ZM41 170H40V172H41ZM44 170H46V169H44ZM58 170H59V168H58ZM63 170H61V171H63ZM68 170H69V168H68ZM83 170V169H82ZM124 170V169H123ZM34 171V172H35ZM48 171H46L47 173H48ZM61 171H57L56 173H59L60 172V174L58 175H56L55 177H59V176H62L60 179L61 180H58V182H65L67 179H72V180H74V177H75V179L77 178H79V177H77V176H75V175H61ZM65 171V172H66ZM81 171V170H80ZM157 171H158V169H157ZM157 171H155V172H157ZM162 171V170H161ZM46 172H44V173H46ZM53 172H55V171H52V172H49L51 175L50 176H48L49 177V179L50 180H54V178H53V176L56 174V173H53ZM27 173V172H26ZM64 173V172H63ZM69 173V172H68ZM71 173V172H70ZM72 173H74V171H72ZM88 173V172H87ZM103 173V172H102ZM113 173V172H112ZM117 173V172H116ZM115 173V174H116ZM159 173H160V171H159ZM158 173V174H159ZM177 173V172H176ZM28 174V173H27ZM52 174H54V175H52ZM75 174L76 175H78V174H81V173H79L78 172V174L75 172ZM88 174H90V172L88 173ZM121 174V173H120ZM153 174V173H152ZM155 174V173H154ZM245 174H247V175H251V176H253V179H255L256 180V185L255 186H253V184H252V186L253 187H251L249 190H245L244 188H243V185H241L240 184V187L238 186V188L237 189H234V190H236V191H231V190H233V189H231V188H233V185L235 184V178L237 177V176H239V180H242L240 177H241V175H244V176H246ZM7 175V174H6ZM14 175V174H13ZM32 175V174H31ZM30 175V176H31ZM38 177H39V173L38 174H36ZM35 175V176H36ZM45 175V174H44ZM46 175H48V174H46ZM45 175V176H46ZM83 175H84V177H85V174H81V176L83 177ZM96 175H102V174H100V173H98V174H96ZM104 175V174H103ZM107 175V174H106ZM118 175V174H117ZM160 175H161V173H160ZM165 175V174H164ZM180 175V174H179ZM11 176V175H10ZM21 175H19V177H20ZM33 176V175H32ZM41 176V175H40ZM90 176L92 177V175L90 174ZM122 176V175H121ZM163 176V175H162ZM250 176V177H251ZM9 177V176H8ZM7 177V178H8ZM24 177H26V176H24ZM27 177H28V175H27ZM26 177V178H27ZM34 177V176H33ZM32 177V178H33ZM42 178H43V176H41ZM81 177V178H82ZM84 177H83V180L82 181H84L85 182V180L86 179H84ZM102 177V176H101ZM116 177H113V179L114 178H116ZM147 177H148V175H147ZM154 177V175H152V178ZM158 177V176H157ZM161 177V176H160ZM164 177V176H163ZM248 177V176H247ZM246 177V178H247ZM250 177H248V178H250ZM17 178H18V176H17ZM16 178V179H17ZM31 178V177H30ZM31 178V179H32ZM40 178V177H39ZM45 178V177H44ZM89 179H90V177H88ZM88 178H87V180H88ZM96 177H94L93 179H95ZM116 178V179H117ZM156 178V177H155ZM162 178V177H161ZM186 177L184 176V179H185ZM238 178V177H237ZM247 178V179H248ZM2 179V178H1ZM9 179V178H8ZM19 179H21V178H19ZM19 179H17V180H19ZM27 179H29V178H27ZM35 179V181H37V178H34ZM46 179H47V176H46ZM48 179V180H49ZM97 180H99L100 178H96ZM113 179H111V180H113ZM150 179V181H152L151 180V178H149ZM244 179V178H243ZM14 180V179H13ZM30 180V179H29ZM41 180H43V179H41ZM40 180V181H41ZM49 180V181H50ZM55 180H56V178H55ZM54 180V181H55ZM80 180V179H79ZM97 180H95V181H97ZM107 180V179H106ZM106 180H105V182H106ZM110 180V181H111ZM156 180H157V178L155 179V182H156ZM161 180V179H160ZM164 180H166L165 179V177H164ZM175 180H176V182H175ZM188 180H190V179H188ZM249 180V179H248ZM250 180H252V178L250 179ZM254 180V181H255ZM11 181H12V179H11ZM14 181H16V180H14ZM13 181V182H14ZM22 181V180H21ZM53 181V182H54ZM71 181V180H70ZM75 181V180H74ZM77 181V180H76ZM90 181H93L92 180V178L90 179ZM102 181H104V179L102 178ZM109 181V182H110ZM118 181V180H117ZM148 181V180H147ZM178 181V182H177ZM184 181V183H185V180H183ZM9 182V181H8ZM12 182V183H13ZM42 183H43V181H41ZM41 182H40V185H41ZM46 182V181H45ZM48 182V181H47ZM46 182V183H47ZM52 182V181H51ZM51 182H50V184H51ZM60 182V183H61ZM69 182V181H68ZM72 182V181H71ZM101 182V181H100ZM112 182H114V180L112 181ZM116 182V181H115ZM152 182H154V181H152ZM158 182H159V180H158ZM157 182V183H158ZM161 182V181H160ZM246 182H247V180H246ZM3 183V182H2ZM17 183H18V181H17ZM23 183V182H22ZM26 183V182H25ZM29 183V182H28ZM31 183H33V180H31ZM39 182H36V184H38ZM55 184L57 183V182H54ZM53 183V185H54V188H56L55 187V184ZM59 183V184H60ZM65 183H67V182H65ZM65 183H61L60 184V187H61V185L62 184H65ZM73 183V182H72ZM75 183V182H74ZM77 183H79L78 181L76 182V185H77ZM88 183H91L92 184V182H87V184ZM97 183V182H96ZM95 183V184H96ZM155 183L154 185H159L160 183ZM187 183H188V181H187ZM243 183V182H242ZM14 184V183H13ZM13 184H11V185H13ZM58 184V183H57ZM58 184V185H59ZM67 184H69V183H67ZM71 184V183H70ZM69 184V185H70ZM82 184V183H81ZM85 184V183H84ZM90 184V185H91ZM98 184V183H97ZM96 184V186H98ZM103 184V183H102ZM101 184V185H102ZM144 184V183H143ZM145 184H146V182H145ZM149 184V183H148ZM163 184V183H162ZM0 185H3V184H0ZM7 185V184H6ZM29 185V184H28ZM44 185V184H43ZM75 185V184H74ZM79 185V184H78ZM83 185V184H82ZM81 185V186H82ZM107 185H108V183H107ZM114 185V184H113ZM119 185H121V184H119ZM124 185V184H123ZM126 185H125V188L124 189H126ZM150 185H152V184H150ZM165 185V184H164ZM19 186V185H18ZM25 186V185H24ZM24 186H22V187H24ZM30 186L32 187V185L30 184ZM48 186H49V183H48ZM71 186V185H70ZM85 186H86V184H85ZM89 186V185H88ZM112 186V185H111ZM111 186H108V187H110L111 188ZM147 185H145V187H146ZM156 186H153V188L154 187H156ZM186 186H189V185H187L186 184ZM11 188H9L10 190L9 191H11L12 190V186H10ZM15 187V186H14ZM14 187H13V190H14ZM26 187V186H25ZM58 187V186H57ZM64 187H65V185H64ZM69 187V186H68ZM68 187H66L67 188V190H68ZM78 187V186H77ZM77 187H76V189H77ZM83 187V186H82ZM94 187V186H93ZM92 187V188H93ZM117 187V186H116ZM159 187V186H158ZM157 187V188H158ZM0 188H2V187H0ZM26 188H28V186L26 187ZM30 188V187H29ZM37 188H38V186H37ZM36 188V189H37ZM49 188H51V186L49 187ZM53 188V189H54ZM59 188V187H58ZM65 188V189H66ZM71 188H72V186L69 188V190H71ZM75 188V187H74ZM83 188H85V187H83ZM98 188V187H97ZM106 188V187H105ZM113 188V187H112ZM123 188V187H122ZM135 188V187H134ZM148 188H150V187H147V189ZM151 188H152V186H151ZM157 188H154V189H157ZM162 188V187H161ZM164 188V187H163ZM168 188V187H167ZM177 188V187H176ZM185 188V187H184ZM235 188V187H234ZM6 189V188H5ZM19 189V188H18ZM52 189V188H51ZM60 189V188H59ZM58 189V190H59ZM62 189V188H61ZM86 189V188H85ZM89 189H91V187H89ZM113 189H115V188H113ZM130 189V188H129ZM140 189H142V188H140ZM140 189H139V192H140ZM144 189H146V188H144ZM226 189V190H227ZM17 190V189H16ZM45 190H46V188H45ZM66 190V191H67ZM74 189L72 188V192H74L73 191ZM78 190H80V189H78ZM84 190V189H83ZM88 190V189H87ZM86 190V191H87ZM109 190V189H108ZM121 191H123L122 189H120ZM127 190H128V188H127ZM132 190V189H131ZM149 190V189H148ZM159 190V192L161 191L160 189H158ZM157 190V191H158ZM225 190V189H224ZM7 191H8V189H7ZM9 191H8V200H6L8 203H6L7 205L5 206V205H3L4 206V208H2L1 210H0V239L1 238H3V237H7L8 239H6V240H8V242L6 243V244H4L3 242V244L5 245H3L4 247H2L1 248V250H0V254H1V256L2 255H4V256H6L5 258H9L8 260H10L11 261V259L13 258V256L18 252V250L19 249H23V248H26V249H28L30 252H32L33 254L32 255H36V253H39V252H42V253H44L45 255L47 254L48 255V263L49 264H56L58 261H60V259L62 258V251L60 252L59 250V247L57 246V243L55 242V240H57L56 239V237H55V240H53L52 239V237L56 234V233H58L59 231H61V230H63V229H65L66 227H68V223H70V225H71V221H72V219H73V217H76V215H77V217L75 218V220L77 219L78 221V223H80V221H82L83 223V225H85V226H87V227H89V228H91L90 229V231H93V230H95V232L93 231V233H94V237H93V239H89V240H84V238H81L82 239V241H84L83 243H86V246H85V250H86V252L85 253H87V257H85L86 255L85 254H83V255H85L84 257L86 258V263L85 264H166V260L165 261H163V257H165V256H161V254L164 252V251H166V250H164L163 252H162V250H161V254L157 251V250H155V248L154 249H150V248H148V247H146V245L145 246H141V245H136V246H133V247H131V248H129L131 251H129V253H122L121 251V253L122 254H120V252H119V246L121 245V244H125V242H127L126 240H128L127 238H126V236L128 237L129 235H128V233H127V235H126V233L124 232L127 228H129L128 227V219L126 220L125 219V217L126 216H124V219H123V216H122V218H119L120 220H119V222L118 221H116V217L113 215L114 213H116V212H114V213H112V211H111V208H110V206L109 207H107V206H105V207H102V206H98L97 208L99 209V210H105L104 211V213H102L101 215L103 216L102 217V219L99 221V220H95V218L93 219V218H91V217H94L93 216V213H94V211L93 210H90L91 208H92V206H91V208L88 206V205H83V206H80V203H78V204H75V205H73V210L75 211H77V210H79L78 212H77V214H76V212H72V213H75V215H72V219H71V221L70 222H68L67 223V221H65L64 220V218H63V220H61V221H58L57 220V217H59V216H55V214L54 213H51V214H49L47 217H45V218H40V219H37V217H39V211H40V209H41V206H40V200H38V199H36L37 201H39V205H37V206H34L35 204L33 203V202H31L30 200H31V197L35 194V196H36V193H32V191L30 190V189H26V191H25V193H23L22 194V192H21V194L19 195L20 197H19V199H17L16 200V198L15 197H17V194L15 195V197L13 196V194L11 195V193H12V191H11V193H10V195H9ZM15 191V190H14ZM20 190H18V192H19ZM22 191H23V188H22ZM30 191H31V193H32V196L30 195ZM34 191V190H33ZM49 191V190H48ZM47 191V192H48ZM56 191H57V188H56ZM61 191V190H60ZM59 191V192H60ZM63 191H64V189H63ZM65 191V193H63V195L64 194H69L68 193V191L66 192ZM104 191V190H103ZM118 191V190H117ZM136 191H137V189H136ZM135 191V192H136ZM143 191V190H142ZM151 191V190H150ZM149 191V192H150ZM157 191H156V194H157ZM173 191V190H172ZM174 191H176V190H174ZM214 191H216V190H214ZM214 191H212V192H210L209 193V195L211 194V193H213ZM41 192V194H43L42 192V190L40 191ZM40 192H38L39 194H40ZM50 192V191H49ZM54 192H55V190H54ZM59 192H57V194L56 195H58V193ZM62 192V191H61ZM60 192V193H61ZM105 192V191H104ZM138 192V191H137ZM136 192V193H137ZM148 192V191H147ZM153 192V191H152ZM163 192H165L164 191V189H163ZM169 192H170V190H169ZM180 192H182V190L180 191ZM2 193V192H1ZM37 193V194H38ZM46 193V192H45ZM70 193H71V191H70ZM78 193V191L76 192V194ZM124 193V192H123ZM125 193H127L126 191H125ZM141 193V192H140ZM166 193V192H165ZM164 193V194H165ZM178 193V196L179 195H181L179 192H177ZM176 193V194H177ZM217 192H215V194H216ZM4 194H5V191H4ZM38 194V196L40 197V195ZM62 194V193H61ZM59 195V196H63V195ZM75 194V193H74ZM73 194V195H74ZM80 194V193H79ZM81 194H82V192H81ZM80 194V195H81ZM87 194V193H86ZM85 194V195H86ZM132 194H133V191H132ZM135 194V193H134ZM142 194H143V192H142ZM141 194V195H142ZM147 195L149 194V193H146ZM143 195V196H146V198L149 196H147V195ZM161 194H162V192H161ZM163 194V196H165ZM175 194V193H174ZM174 194H173V197H174ZM46 195H48V194H46ZM55 195V194H54ZM78 195V194H77ZM130 195H131V193H130ZM130 195H128V196H130ZM140 195V194H139ZM140 195V196H141ZM155 195V194H154ZM159 195V194H158ZM166 195H167V193H166ZM0 196H2V195H0ZM5 196V197H6ZM69 196H71L70 194H69ZM68 196V197H69ZM79 196V195H78ZM126 196V195H125ZM127 196V197H128ZM136 196V195H135ZM168 197H169V194L167 195ZM177 196V195H176ZM183 195H181V197H182ZM191 196V197H190ZM214 196L215 195H213V200H214ZM43 197V196H42ZM41 197V198H42ZM66 196H64V198H65ZM68 197L66 198V199H68ZM76 197V196H75ZM127 197H124L125 199H126V201H127V203L129 202L127 199L129 198H127ZM132 197H133V195H132ZM142 197V196H141ZM140 197V198H141ZM150 199H152L151 197H153L151 194H150ZM160 197H161V195H160ZM160 197H159V199H160ZM167 197V198H168ZM220 197H222V195L220 196ZM18 198V197H17ZM33 198V197H32ZM37 198V197H36ZM44 198V197H43ZM42 198V199H43ZM59 198V197H58ZM61 198V197H60ZM60 198L58 199L59 201H61L60 200ZM63 198V197H62ZM63 198V199H64ZM70 198V197H69ZM77 198H79V197H77ZM80 198H81V196H80ZM99 198V197H98ZM134 198V197H133ZM136 198V197H135ZM134 198V199H135ZM155 198V197H154ZM165 198V197H164ZM170 198V197H169ZM185 197H183V199H184ZM1 199V198H0ZM3 199V198H2ZM5 199H7V198H5ZM34 199V198H33ZM55 199V198H54ZM75 199V198H74ZM88 199V198H87ZM130 199V198H129ZM132 199V198H131ZM145 199V198H144ZM148 199V198H147ZM150 199H148L147 201H150ZM157 198H155V200H156ZM178 199V202L180 201L179 200V197L177 198ZM181 199V198H180ZM187 199V198H186ZM218 199H221V198H218ZM223 199V198H222ZM44 200V199H43ZM70 200V199H69ZM89 200V199H88ZM105 200V199H104ZM106 200H108V199H106ZM123 200V203H125L124 202V199H122ZM155 200H153V201H155ZM175 200V199H174ZM185 200V199H184ZM202 200V199H201ZM217 200V199H216ZM5 200H4V202H6ZM35 201V200H34ZM51 201V200H50ZM58 201V202H59ZM63 201V200H62ZM79 201H81V199L79 200ZM87 201V200H86ZM93 201L94 200H92L91 202L93 203ZM101 201H103L102 199H101ZM136 201H137V199H136ZM140 201H141V199H140ZM143 201V200H142ZM137 202L138 203V205L137 204H135V205H133V206H131V213H130V207L128 206V204L126 205L127 207H126V214H124V215H129V216H131L132 218H136V220H138L137 222H145V223H149V222H152V221H154L155 219L153 218V217H155V216H158V214H159V212H160V210H158L160 207H158L159 205H160V203L158 202V209H156V210H158L157 212L158 213H156L154 210H155V208L154 207H152V208H154V209H152L154 212L153 213H151V211L149 212V213H151V215L150 214H146L145 212H142V209H143V202ZM146 201V200H145ZM157 201V200H156ZM155 201V202H156ZM160 201V200H159ZM167 201H169V199H167ZM172 201V200H171ZM171 201H170V203H171ZM182 201V200H181ZM181 201H180V203H181ZM185 201H187V200H185ZM184 201V203L186 204V203H188V202H185ZM218 201V200H217ZM1 202H2V200H1ZM0 202V203H1ZM43 202V201H42ZM47 201H46V199H45V203H46ZM105 202V201H104ZM108 202V201H107ZM107 202H105V203H103L104 205H107ZM113 202V201H112ZM150 202H152V200L150 201ZM3 203V202H2ZM33 203V204H32ZM36 203V202H35ZM38 203V202H37ZM36 203V204H37ZM55 203V202H54ZM83 203H85V202H83ZM87 203H89L90 205H92L90 202H87ZM86 203V204H87ZM96 203V202H95ZM119 203V202H118ZM121 203V202H120ZM129 203H132V202H129ZM154 203V202H153ZM169 203V202H168ZM183 203V202H182ZM53 204V203H52ZM66 204V203H65ZM73 204V203H72ZM82 204V203H81ZM98 204V203H97ZM101 204V203H100ZM102 204V205H103ZM115 204H116V202H115ZM133 204H134V202H133ZM166 204V203H165ZM177 204V203H176ZM179 204V203H178ZM214 204V203H213ZM42 205V204H41ZM44 205V204H43ZM42 205V206H43ZM57 205H62V204H57ZM56 205V206H57ZM71 205V204H70ZM103 205V206H104ZM121 205H123V204H121ZM125 205V204H124ZM151 205V204H150ZM157 205V204H156ZM173 205H174V203H173ZM182 205V204H181ZM180 205V206H181ZM184 205V204H183ZM2 206V207H3ZM45 206V205H44ZM55 206V205H54ZM59 206V207H60ZM96 206V205H95ZM119 206V205H118ZM153 206H155V205H153ZM166 206H167V204H166ZM185 206V205H184ZM187 206V205H186ZM47 207H49V205L47 206ZM66 207V206H65ZM64 207V208H65ZM68 208H69V206H67ZM151 207V206H150ZM169 207V206H168ZM170 207H172V206H170ZM175 207V206H174ZM33 208H34V210L36 209L37 211H34L33 210ZM37 208H39V209H37ZM61 208V207H60ZM119 208V207H118ZM148 208H149V205H148ZM162 208V207H161ZM165 208H167V207H165ZM173 208V207H172ZM184 208H186V207H184ZM45 209V208H44ZM55 209V208H54ZM63 209V208H62ZM96 209V208H95ZM94 209V210H95ZM122 209V208H121ZM150 209V208H149ZM149 209H146V210H149ZM168 209H170V208H168ZM176 209V208H175ZM181 209H182V206H181ZM180 209V210H181ZM51 210V209H50ZM57 211H58V207H57V209H56ZM69 210V209H68ZM120 210V209H119ZM128 210V211H127ZM145 210V209H144ZM145 210V211H146ZM162 210H164V209H162ZM161 210V211H162ZM188 210L189 209H187V212H185V215H186V213L187 214H189L188 213ZM213 210V209H212ZM217 210V209H216ZM214 211V212H217V214H219L218 213V211ZM42 211V210H41ZM92 211H93V213H92ZM169 211V210H168ZM174 211V210H173ZM183 211V210H182ZM186 211V210H185ZM46 212V211H45ZM51 212V211H50ZM53 212H55L54 210H53ZM60 212V213H59ZM67 212V211H66ZM65 212V213H66ZM123 211H121V213H122ZM142 212V213H141ZM41 213V212H40ZM42 213H43V211H42ZM57 213H59V214H63L62 213V211L59 209V211L57 212ZM71 213V214H72ZM96 217H97V214L99 213V212H97V210H96ZM94 213V214H95ZM43 214H47V212L46 213H43ZM67 214V213H66ZM66 214H65V217H66ZM123 214V213H122ZM179 214H182V212L181 211H179L178 213H177V211L176 212H171V209H170V211H169V214H167V217H168V219H169V217H171L172 218V216H180ZM212 214H214V213H212ZM216 214V215H217ZM26 215V216H25ZM34 215H37L36 217H34ZM119 215H121V214H119ZM127 215V216H128ZM135 215V216H134ZM163 215V214H162ZM161 215V216H162ZM215 215V214H214ZM22 216H25L24 218H21ZM43 216V215H42ZM41 216V217H42ZM68 216V215H67ZM98 216H100V215H98ZM117 216V215H116ZM128 216V217H129ZM176 216H175V218H176ZM177 216V217H178ZM44 217V216H43ZM64 217V216H63ZM113 217H115L114 219H115V221L113 220ZM120 217V216H119ZM127 217V218H128ZM164 217V216H163ZM166 217V218H167ZM100 218V217H99ZM174 218V217H173ZM179 219L181 218V217H178ZM59 219H61L60 217H59ZM68 220L70 219V216H69V218H67ZM177 219V218H176ZM178 219V220H179ZM227 219V218H226ZM232 219V220H233ZM130 220V219H129ZM136 220H135V222H136ZM164 220V219H163ZM166 220V219H165ZM175 220V219H174ZM229 220V219H228ZM231 220V219H230ZM95 221V222H94ZM160 221V220H159ZM159 221H156V222H159ZM171 221H173V219L171 220ZM175 221H177V220H175ZM248 221V222H247ZM73 222V221H72ZM132 222V221H131ZM155 222V221H154ZM169 222V221H168ZM174 222V221H173ZM227 222H229V221H227ZM242 222H244V223H242ZM75 223V222H74ZM161 223V222H160ZM163 224L165 223V222H162ZM161 223V224H162ZM137 224V223H136ZM141 224H143V223H141ZM157 225L156 226H158V224L159 223H156ZM166 224H168V223H166ZM230 224H232V223H230ZM235 224V223H234ZM238 224V223H237ZM241 224L239 225V226H241ZM250 224V223H249ZM38 225H43V226H45V225H47V227H45V228H43V227H40V226H38ZM77 225V224H76ZM171 225V224H170ZM169 225V226H170ZM217 225V224H216ZM221 225V224H220ZM225 225V224H224ZM72 226H73V224H72ZM71 226V227H72ZM78 226V225H77ZM77 226H75V227H77ZM130 227H131V225H129ZM148 226V225H147ZM150 226V225H149ZM148 226V227H149ZM151 226H152V224H151ZM154 227H155V225H153ZM163 226H165V225H163ZM218 226V225H217ZM228 226H230V225H228ZM236 227H237V225H235ZM238 226V228H236V229H238L236 232H234V230L232 231V230H230L231 232H229L228 231V233H227V235H224L225 237H223L222 235H220V236H222L223 237V240H222V242H221V245H220V248H216L215 246H216V244L215 243H220L219 241H218V239L216 240V238H215V240L217 241V242H213V241H215V240H210L211 242L209 243L208 241V243H209V246L207 247V246H205L204 244H200V241H199V244H197V245H195L194 246V244H193V247H192V245L190 246V247H192L193 249L191 250V252H190V250L188 249V251L190 252L189 253V255H185L186 256V258L184 259L183 258V256H182V254H180V256H182V261H183V264H243L245 261H244V258H246L247 257V254L249 253L248 251H250L251 249L248 247V244H247V241H246V231H247V229L246 228H248L249 226L248 225H246L247 227L246 228H244L243 227V225L241 226V227H239ZM70 227V226H69ZM79 227H81V226H79ZM83 227V228H82ZM81 228H82V232L84 231L83 229H84V226H82ZM132 227H134L133 225H132ZM132 227H131V229H132ZM144 227H146V226H144ZM166 227V226H165ZM215 227V226H214ZM213 227V228H214ZM222 227H223V225H222ZM224 227H227V225L226 226H224ZM232 227H234V226H232ZM73 228H74V226H73ZM78 228V227H77ZM77 228H76V230H77ZM80 228V229H81ZM86 228V227H85ZM93 228V229H92ZM143 228V227H142ZM163 228V227H162ZM212 228V229H213ZM216 228V227H215ZM219 228H221L220 226H219ZM231 228V227H230ZM250 228V229H251ZM68 229V228H67ZM88 229V228H87ZM86 229V230H87ZM120 229V230H119ZM158 229V227L156 228V230ZM164 229V228H163ZM208 229H210L211 230V228H208ZM218 229V228H217ZM234 229V228H233ZM249 229V228H248ZM249 229V230H250ZM73 230H75V228L73 229ZM89 230V229H88ZM114 230V231H113ZM119 230V231H118ZM128 230V229H127ZM136 230H138V229H136ZM159 230V229H158ZM161 230V229H160ZM226 230V229H225ZM227 230H228V227H227ZM227 230H226V232H227ZM128 231H130V228H129V230ZM147 231V230H146ZM145 231V234L147 233ZM203 231H204V229H203ZM202 231V232H203ZM206 231V230H205ZM213 231H214V229H213ZM218 231V230H217ZM216 231V232H217ZM221 231V230H220ZM224 230L222 229V233L224 234V232H223ZM252 231V230H251ZM75 232V231H74ZM80 232V231H79ZM81 232V233H82ZM88 232V231H87ZM86 232V233H87ZM97 232V233H96ZM138 232V231H137ZM152 232H154V231H152ZM151 232V233H152ZM156 232V231H155ZM161 232H163V231H161ZM209 231L207 230V234H210V233H208ZM76 233V232H75ZM84 233V232H83ZM91 233V232H90ZM96 233V234H95ZM131 233V232H130ZM139 233V232H138ZM144 233V232H143ZM143 233H142V231H141V234L143 235ZM149 233V232H148ZM204 233V232H203ZM211 233H212V231H211ZM61 234H64V233H61ZM67 234V233H66ZM80 234V233H79ZM85 234V233H84ZM132 234V233H131ZM133 234H134V231H133ZM132 234V235H133ZM140 234V233H139ZM153 234V233H152ZM159 233H157V235H158ZM191 234H192V231H191ZM205 234V233H204ZM213 234H214V232H213ZM212 234V235H213ZM221 234V233H220ZM226 234V233H225ZM248 234V233H247ZM20 235H22V236H26V237H30V239H23L22 238V240H20V239H17L18 238V236H20ZM76 235H77V233H76ZM83 235V234H82ZM81 235V236H82ZM86 235V234H85ZM138 235V234H137ZM160 235H161V233H160ZM203 235V234H202ZM201 235V236H202ZM216 235H217V233H216ZM38 236H41L42 238H44L43 239V241H35L34 240V238H36V237H38ZM59 236H61L60 234H59ZM65 236V235H64ZM75 236V235H74ZM84 236V235H83ZM131 236V235H130ZM144 236V235H143ZM153 236V235H152ZM159 236V235H158ZM195 237L197 236V239L199 238L198 237V235H194ZM193 236V237H194ZM218 236V235H217ZM219 236V237H220ZM62 237V236H61ZM61 237H58V238H60V241H61ZM73 236H71V238H72ZM79 237V236H78ZM77 237V238H78ZM138 237V236H137ZM136 237V238H137ZM151 237V236H150ZM213 237H215L214 235H213ZM222 237H220V238H222ZM21 238V237H20ZM66 238V237H65ZM68 238H69V236H68ZM80 238V237H79ZM86 238V237H85ZM154 238V237H153ZM162 238V237H161ZM189 238V237H188ZM202 238H203V236H202ZM202 238H199L200 240L202 239ZM206 238V237H205ZM204 238V239H205ZM211 238V237H210ZM209 238V239H210ZM73 239H74V237H73ZM76 239V238H75ZM75 239H74V241H71V242H75ZM87 239V238H86ZM158 238H156V240H157ZM185 239V238H184ZM191 239V237L188 239V240H190ZM193 240H194V238H192ZM208 239V238H207ZM208 239V240H209ZM66 240H67V238H66ZM66 240H65V242H66ZM69 240V239H68ZM67 240V241H68ZM72 240V239H71ZM132 240V239H131ZM187 240V238L185 239V241L187 242L188 241ZM203 240V239H202ZM220 240V239H219ZM220 240V241H221ZM60 241H58V242H60ZM81 241V240H80ZM86 241V242H85ZM130 241V240H129ZM128 241V242H129ZM162 241V240H161ZM77 242H78V240H77ZM127 242V243H128ZM142 242V241H141ZM145 242V241H144ZM152 242V241H151ZM154 242V244H155V241H153ZM158 242V241H157ZM156 242V243H157ZM189 242H191V241H189ZM189 242H187L186 243V246L187 247H189L188 246V243ZM197 242H198V240H197ZM203 242V241H202ZM206 241H205V244L207 243ZM68 243V242H67ZM67 243H65V245L67 246ZM76 243V242H75ZM78 243H80V242H78ZM135 243V242H134ZM138 243V242H137ZM149 243V242H148ZM159 243V242H158ZM250 243V242H249ZM255 243V242H254ZM74 244V243H73ZM72 244V245H73ZM167 244V243H166ZM165 243H164V245H162L161 246V248H163V246H165L166 245ZM170 244V243H169ZM168 244V245H169ZM191 244V243H190ZM214 244H215V246H214ZM251 244H253V241H252V243ZM71 245V244H70ZM75 245V244H74ZM80 245H81V243H80ZM126 245V244H125ZM125 245H123L124 247H125ZM134 245V244H133ZM158 245V244H157ZM160 245H161V243H160ZM159 245V246H160ZM168 245L166 246V247H168ZM59 246H61L60 245V243H59ZM131 246V245H130ZM185 246V247H186ZM251 247H254V244L253 245H250ZM62 247V246H61ZM70 247H72V246H70ZM74 247V246H73ZM72 247V248H73ZM121 247V246H120ZM151 247V246H150ZM155 247V246H154ZM165 247V248H166ZM173 247V246H172ZM189 247V248H190ZM248 247V248H247ZM62 248H64V247H62ZM75 248H76V246H75ZM123 248V247H122ZM160 248V247H159ZM170 248V247H169ZM81 249H83V248H81ZM157 249H158V247H157ZM167 249V248H166ZM248 249V250H247ZM250 249V250H249ZM254 249V248H253ZM24 250V249H23ZM63 250V249H62ZM69 250V249H68ZM67 250V251H68ZM71 250V249H70ZM74 250V249H73ZM80 250V249H79ZM84 249H83V253H84V251H85ZM169 251L171 250V249H168ZM81 251V250H80ZM127 252H128V250H126ZM187 251V250H186ZM23 251L21 250V253H22ZM68 252H70V251H68ZM78 251H76L75 253H77ZM253 252V251H252ZM24 253H25V251H24ZM23 253V254H24ZM65 252H64V250H63V254H64ZM168 253H172L171 251L170 252H168ZM167 253V254H168ZM185 253V252H184ZM251 253V252H250ZM249 253V254H250ZM22 254V255H23ZM72 254V253H71ZM70 254V255H71ZM74 254V253H73ZM72 254V255H73ZM166 254V255H167ZM173 254V253H172ZM177 254V253H176ZM17 255H18V253H17ZM21 255V254H20ZM25 255H27L28 256V254H25ZM38 255H41L40 253L38 254ZM38 255H36V256H38ZM45 255H44V257H45ZM165 255V254H164ZM169 255V254H168ZM42 256V255H41ZM40 256V257H41ZM76 256V255H75ZM177 256V255H176ZM21 257V256H20ZM19 257V258H20ZM30 257V256H29ZM29 257H28V259L27 260H29ZM35 257V256H34ZM33 257V258H34ZM39 257V258H40ZM64 257H65V255H64ZM78 257V256H77ZM249 257V256H248ZM250 257H251V255H250ZM249 257V259L248 260H250L251 258ZM253 257V258H254ZM4 258V257H3ZM22 258V257H21ZM27 258V257H26ZM33 258H31V260L33 259ZM36 258V257H35ZM38 258V259H39ZM43 258V257H42ZM47 258H45V259H47ZM69 258V257H68ZM67 258V259H68ZM76 258V257H75ZM80 258V257H79ZM166 258V257H165ZM175 258V257H174ZM66 259V260H67ZM74 259V258H73ZM179 259V258H178ZM5 260V262H6V259H4ZM17 260V259H16ZM21 260H23V259H21ZM40 260H44V259H40ZM70 260V259H69ZM83 260H85V259H83ZM83 260H81V261H83ZM167 260H168V257H167ZM169 260H170V258H169ZM175 260V259H174ZM180 261H181V259H179ZM248 260H246V261H248ZM1 261H3V259L1 260ZM0 261V262H1ZM18 262H20V263H23V262H21V261H19V260H17ZM17 261L16 262H13V264L15 263H17ZM68 261V260H67ZM182 261H181V264H182ZM4 262V261H3ZM8 262V261H7ZM24 262H25V259H24ZM32 262H34V261H32ZM47 261L45 260V264H47L46 263ZM63 262V261H62ZM72 262V261H71ZM70 262V263H71ZM83 262H85V261H83ZM175 262V261H174ZM177 262V261H176ZM37 263V262H36ZM60 263V262H59ZM67 263V262H66ZM78 263V262H77ZM247 263V262H246ZM245 263V264H246ZM251 263H256V261H254L253 262V260H252V262ZM4 264V263H3ZM31 264V263H30ZM33 264V263H32ZM63 264V263H62ZM69 264V263H68ZM72 264V263H71ZM74 264H76V263H74ZM171 264V263H170ZM173 264V263H172ZM177 264V263H176ZM248 264H250V262L248 261Z\"/></svg>",
    "mask_w": 264,
    "mask_h": 264
},
{
    "label": "rangeland",
    "instance_id": "374dc122",
    "mask_svg": "<svg viewBox=\"0 0 264 264\" xmlns=\"http://www.w3.org/2000/svg\"><path fill=\"white\" fill-rule=\"evenodd\" d=\"M5 1V2H4ZM8 1H10V0H0V14H1V7H2V5L4 4V3H7ZM18 1H20V0H18ZM23 1H25V2H23ZM21 0L20 2L21 3H23L25 6H34L35 7V9L37 10V12L38 13H48V14H51V15H53V17L55 18V19H59V20H61V21H64L65 23H67L68 25H70V26H78V27H81L83 30H84V32H83V34L81 35L82 37H80V35H74V34H71V33H69V32H67V31H65V30H61V29H59L57 26H55V25H53V24H47V26L49 27V28H47V26L45 27V25H43L42 24V26H41V23H39L38 24V22H39V19L37 18V17H31L29 14H27V13H25V12H21V11H19L18 12V10L16 11H12V14H10L11 13V10H6V14H4L5 15V17H3L2 18V16L0 15V39H9V40H12V41H8V43H5L4 45L2 44V43H0V59H3V61L5 62H9V64H11L10 65V67L14 70V71H16V75H18V74H20L19 76H30V75H35V74H38L37 76H38V79H39V82H40V85H38V87L36 88V87H33V86H27V88L25 87L24 88V90H23V92L25 91L26 93H28V94H25V92L24 93H22V96L19 98L18 96H17V94H12V97L11 96H5L4 97V99L6 100V103H4V105H3V109H4V107L6 106L7 107V105H8V107L6 108V110L8 111H5L3 114L4 115H8V114H12V116L14 117V118H16V119H23L22 117H24L25 115H28V117H24V119H27V120H29V119H36V120H38V118H39V120L40 121H37L38 122V124H43V122H44V120L41 122V120L44 118L45 119V123L43 124L44 126H48V125H52V127H54L55 129H59V131H63L64 129H60L59 128V126H65L66 128H73V127H75V125H76V127L75 128H73V129H76V130H78L79 132H81V131H86V132H88L89 131V133H93V126L95 125V123H96V121H98L99 119V121H101L102 123L101 124H104V122L106 123L107 121L105 120V119H108L110 116H112V118L110 117V119H113L114 118V114H117V113H119L118 111L119 110H117V109H119V108H122V107H120L119 105H125L126 104V102H128L129 100H130V98H131V96H138V95H136V94H138V90H139V81H140V78H141V76H143V72H144V70H143V68H141V66L143 65H146V61H148V63H150L149 62V60H153V61H155L156 59H159L160 57H161V55H159L161 52H160V50L159 49H162V47L164 46V45H168L166 42H169V40H170V38L172 37L171 36V34L173 35V34H175V32L176 33H178V31L180 30L181 32L180 33H178V37H180L179 38V40H181V38H182V40H184L183 42H186L187 40L189 41L190 39H193V37H201V36H206L207 37V39H211L210 40V42H209V44L211 45L212 43V47L211 48H215V53H214V55L212 54V55H210L209 54V57L208 56H205V55H207V54H205V53H203L201 56L199 55V57L202 59V61L200 60V58L199 57H196V58H194V60L193 61H191V59L193 58V54L192 55H190L191 53H192V50H191V52L189 53V54H187V55H184V56H182V58H181V56H179L178 57V61L180 60V61H182V68H183V71L184 72H186L187 73V71H188V73H187V75L188 76H190L191 77V75H189V74H191V70H193V69H195L196 71H194L193 70V73H196L198 76H199V78L197 79V81L199 82V81H201L202 82V80H203V77L204 76H206V74L208 75L209 73L211 74H213V73H218V75H220V76H218V80L217 81H219V82H225V86H223L222 88H220V89H218V90H216V92L214 93V92H212L213 94L212 95H210L211 96V98H207L206 99V97L208 96V92H204V95H203V92L201 93V92H197V94L195 95V93L194 94H192L191 95V101H194V100H196V105H197V107L196 108H194L193 109V107L194 106H192L191 105V126H186V124H185V121L186 120H182V121H184V124L181 122L180 123V125H174V124H176V123H178V121H176V122H174V121H172V123H170V125H169V127L168 126H166L167 127V129H166V127L165 126H163L162 124H164L163 122H161V123H158V124H161V125H159L158 126V124L156 125V126H158L157 128H154V126L153 127H150V126H152L153 125V123H151L150 125H147V128L146 127H142V126H140L139 127V124H138V126H137V124L135 125V126H133V127H135L134 129V131L136 132V133H138V134H136V133H133L132 132V134H131V136L132 137H134V138H137V137H140V138H137V139H134V140H136V141H134L133 139V141L136 143L137 141H138V143L139 144H144L145 145V147L146 148H144L143 146L144 145H142V147L143 148H141L140 147V150H142V151H144V150H146V151H148V150H150V152L148 153V156H150V153H152L151 155V160H150V157H149V166H148V168L146 169L145 168V171H144V174H147V175H149L150 177H151V180L152 181H154L155 182V179L157 178V180H156V182H158V180H159V182L161 181V182H169V180H167V178L169 179L170 177H168V175H169V173L171 174V172H173V171H171L170 170V168H168L169 167V165L168 164H170L171 162H169V163H166V169H164V168H162L163 167V165H162V163H161V157H162V153L164 152V151H162L163 149H161V148H163V147H161L162 145H160V141H161V144H163V145H166V146H164V147H167V146H169V145H173V144H175V145H173V146H178L180 143H182L183 144V142H181V141H184V143H185V141L186 140H189V142H190V144L191 143H193L194 144V146L196 145V146H198V145H200V142H198V141H195L196 143L198 142V144H196L195 142H193L194 141V139H196V137L194 136V135H198L199 134V136H200V133H203L204 134V132H205V130L206 129H209V127H211V128H213V130L214 129H216L217 130V128L219 129V130H221V131H223V130H225V131H227V132H229L230 134H231V132L228 130V129H230L231 130V128L230 127H232L231 125H234V124H237V120H238V123H242V120H243V117L241 118L240 117V115L238 114V111H236L237 112V116H235V115H230V114H223V116L221 115L219 118H222L223 117V120L221 119V122L220 121H214L213 120V117L212 116H214L215 118H216V116H215V114H218V112H220V110L219 111H214V110H212V109H207L206 110V102L208 103L209 101H211L210 99H212V98H215V97H220L221 99H223L222 101L223 102H227L228 103V105L229 106H233L234 105V103L236 102V100H238V98H239V101H237L238 102V106H239V104H242V102H243V106L245 105V104H249V101L247 102V101H245L244 100V98L246 99L248 96H249V94H247V92H245V91H247L248 89H247V80L249 81L250 80V77L252 76V75H256V73L257 72H255V71H257L260 67H262V66H264V59L263 60H254V61H252L251 63L250 62H247L245 59H241V58H239L240 56H238V53L239 52H235V49H233V50H231L232 48H233V46L232 45H230L231 46V48H229L230 46L228 45V40H227V37L229 38V36L231 35V34H234L236 31H237V33L239 34V36L240 37H243V35H248V33H249V36H247V37H251V35H253L252 34V31L253 32H257V30L258 29H255V28H257V26H258V24H260L259 26L261 27V26H264V15H263V10H264V3L262 2V1H264V0H258V1H256L255 0V2H254V0H234L235 2L236 1H238V3H239V5L240 6H243V8H244V12H245V14H244V16H242L241 18H240V20H238V21H240V23L237 21V19H234V17L233 16H231V15H229L228 13H227V11H225L226 9L223 7V8H221L223 5H220V3L222 2V0H197L198 2H197V5H195V6H190V0H30L31 1V3H30V1L29 0ZM49 1V2H48ZM151 1H153V2H155L156 4L154 5V7L152 8V9H150V10H147V11H144V8H145V6L149 3V2H151ZM214 1V2H213ZM246 1V2H245ZM253 1V2H252ZM189 2V3H188ZM202 2V3H201ZM218 2V3H217ZM250 2H251V5H250ZM259 3V5H258V3ZM41 3H42V5H41ZM48 3H49V5H48ZM187 3H188V5H187ZM199 3V4H198ZM214 3H215V5H214ZM242 3H243V5H242ZM248 3V4H247ZM262 3H263V5H262ZM222 4V3H221ZM237 4V3H236ZM184 5V6H183ZM214 5V6H213ZM254 5V6H253ZM257 6V8H256V6ZM49 6V7H48ZM54 6V7H53ZM59 6H61V7H59ZM181 6V7H180ZM188 6V7H187ZM253 8H252V7ZM260 6V7H259ZM263 6V7H262ZM59 7V8H58ZM177 7V8H176ZM216 7V8H215ZM250 9H249V8ZM174 8V9H173ZM180 8V9H179ZM219 10H218V9ZM256 8V9H255ZM258 8H260V9H258ZM56 9V10H55ZM196 9V10H195ZM211 9V10H210ZM224 9V10H223ZM246 9V10H245ZM255 9V12H253V10ZM263 9V10H262ZM53 10V11H52ZM210 10V11H209ZM213 10H215V11H213ZM248 10V11H247ZM55 11H57V12H55ZM174 11V12H173ZM177 11H178V13H177ZM226 13H225V12ZM21 12V13H20ZM53 12V13H52ZM217 12V13H216ZM250 12V13H249ZM255 14H257V16H256V14H255V17L256 18H254V15H252L253 13ZM261 12H262V15H261ZM9 13V14H8ZM54 13H55V15H54ZM206 13V14H205ZM209 13H211V14H209ZM248 13V14H247ZM173 14V15H172ZM227 14H228V17H227ZM250 14V15H249ZM260 14V15H259ZM9 15V16H8ZM173 16V18H171L172 16ZM178 17H177V16ZM188 15V16H187ZM206 15V16H205ZM208 15V16H207ZM218 15V16H217ZM225 15H226V17H225ZM259 15V16H258ZM28 16V17H27ZM168 16V17H167ZM171 16V17H170ZM180 16H181V18H180ZM245 16H247V17H245ZM252 16H253V18H252ZM166 17H167V20H166ZM184 17H186V18H184ZM245 17V21H243V18ZM263 17V19H261V18ZM8 18V19H7ZM11 18H13V19H11ZM32 18V19H31ZM140 18V19H139ZM165 18V19H164ZM178 18V19H177ZM232 18H233V20H236V21H233L232 20ZM248 18V19H247ZM177 19V20H176ZM255 19L257 20V21H255ZM6 22H5V21ZM13 20H15V21H13ZM36 20H37V22H36ZM143 20V22H144V25H145V30H144V32L141 34V35H139V36H135V39L133 40V42H132V44H131V46H130V48H129V51H128V53L126 54V55H124V54H122L121 53V50H120V46H121V43H122V41H124L125 40V38L129 35V33H130V31H132L133 32V28H134V26H135V23L136 22H138V24L140 23V21H142ZM170 20H171V23H172V21L173 20H175L172 24L170 23ZM178 20H179V22L180 23H178ZM219 20V21H218ZM227 20V21H226ZM229 20V21H228ZM233 22H235V23H233V24H235V25H233L232 24V21ZM249 20V21H248ZM253 20V21H252ZM17 21H19V22H17ZM165 21V22H164ZM177 21V22H176ZM225 21V22H224ZM246 21H248V22H246ZM250 21H252L251 23H250ZM9 22V23H8ZM11 22V23H10ZM14 22H15V25H13L14 24ZM169 22V23H168ZM185 22V23H184ZM195 22V23H194ZM220 22V23H219ZM224 22V24H222ZM231 22V23H230ZM238 22V23H237ZM241 22H242V24H241ZM254 22V24H252ZM258 22V23H257ZM262 22V23H261ZM7 23V24H6ZM166 23H167V25H166ZM176 23H178L179 24V26H178V24H176ZM182 23H183V25H182ZM256 23V24H255ZM8 24H10V25H8ZM17 24V25H16ZM24 24V25H23ZM38 24V25H37ZM196 24V25H195ZM231 24V25H230ZM236 24H237V26H236ZM240 24V25H239ZM245 24V25H244ZM250 24V25H249ZM23 25V26H22ZM52 25V26H51ZM181 25V26H180ZM219 25V27L217 28V26ZM225 25V26H224ZM228 25H230V26H228ZM243 25V26H242ZM13 26H14V28L16 29H13ZM16 26H19V27H17L16 28ZM41 26V27H40ZM54 26V27H53ZM137 26V25H136ZM169 26V27H168ZM192 26V27H191ZM226 27V29L224 28V27ZM242 26V27H241ZM255 26V27H254ZM259 26H258V28H259ZM34 27V28H33ZM43 27H44V29H43ZM174 27V28H173ZM178 27V28H177ZM233 27H236V28H233ZM41 28H42V31H41ZM53 30H52V29ZM166 28V29H165ZM171 28V29H170ZM179 28H181V29H179ZM217 28V29H216ZM220 28H222V29H220ZM225 30H224V29ZM227 28H228V31H227ZM230 28H232V29H230ZM261 28H263V27H261ZM11 29V30H10ZM13 29V30H12ZM31 29V30H30ZM36 29H39V32H38V30L36 31ZM131 29V30H130ZM165 29V30H164ZM176 29V30H175ZM177 29H178V31H177ZM205 29H207V30H205ZM214 29H216L217 31H213ZM250 29V30H249ZM9 30V31H8ZM35 30V31H34ZM51 32H50V31ZM162 30V31H161ZM168 30H169V32H168ZM172 30H174V32L172 31ZM203 30V31H202ZM218 30H219V33H220V30H221V33L220 34H222V35H220L219 33H217L218 32ZM226 32H224V31ZM231 30V31H230ZM233 30H235V31H233ZM252 30V31H251ZM8 31V32H10V34L9 33H6V32ZM13 31V32H12ZM18 32V33H16V32ZM27 31V32H26ZM43 31H47V32H43ZM60 31V32H59ZM165 31V32H164ZM171 31V32H170ZM183 31V32H182ZM191 31H193V32H195V31H197V32H195V33H193V32H191ZM200 31H201V34H200ZM209 31V32H208ZM233 31V32H232ZM239 31V32H238ZM34 32H35V34H34ZM131 32V33H132ZM157 32H158V34H157ZM187 32V33H186ZM227 32L228 33H231L230 35L229 34H227ZM248 32V33H247ZM2 33V34H1ZM5 33V34H4ZM18 35H16V34ZM41 33V34H40ZM43 33H46V34H44L45 35V37L44 36H42L43 38H44V40H42L43 38L41 37V35H43ZM163 33V34H162ZM192 33H193V35H192ZM204 33V34H203ZM208 33V34H207ZM211 33V34H210ZM215 33H217V34H215ZM244 33V34H243ZM247 33V34H246ZM14 35V36H11V35ZM38 34V35H37ZM50 34V35H49ZM54 34V35H53ZM155 34V35H154ZM160 34V35H159ZM168 34V35H167ZM170 34V35H169ZM184 35V37H182L183 35ZM189 36H188V35ZM198 36H197V35ZM203 34V35H202ZM214 34H215V36H214ZM236 34V33H235ZM243 34V35H242ZM5 35H10V36H5ZM16 35V36H15ZM34 37H38V39L37 38H34ZM50 37H49V36ZM74 35V36H73ZM135 35H136V32H135ZM165 36V38L163 37V36ZM193 37H192V36ZM196 35V36H195ZM218 35L221 37V36H223V37H221L220 39H218L219 37H218ZM228 35V36H227ZM254 35H255V33H254ZM4 38H3V37ZM32 36V37H31ZM40 36V37H39ZM46 36L48 37V38H46ZM54 36V37H53ZM57 36V37H56ZM75 36H76V38H75ZM154 36H157V37H154ZM211 36V37H210ZM214 36V37H213ZM227 36V37H226ZM13 37H14V40H13ZM31 37V38H30ZM67 37V38H66ZM85 37V38H84ZM161 37V40L159 39ZM185 37H186V39H185ZM210 37V38H209ZM217 37V39H215ZM224 37H226V38H224ZM20 38V39H19ZM32 38H34L33 39V41L31 40ZM46 38V39H45ZM73 38V39H72ZM92 40H91V39ZM137 38V39H136ZM155 38V39H154ZM157 38V39H156ZM184 38V39H183ZM188 38V39H187ZM190 38V39H189ZM214 38V39H213ZM41 39V40H40ZM70 39V40H69ZM90 39V40H89ZM159 39V40H158ZM196 39V38H195ZM213 39V40H212ZM222 39V40H221ZM224 39H226V40H224ZM21 40V41H20ZM39 40V41H43L44 43H38L37 41ZM51 40H52V42H51ZM60 40V41H59ZM66 40V41H65ZM181 40V41H182ZM217 42V40H218V42L216 43L215 41ZM16 42V44H15V42ZM63 41V42H62ZM76 41V42H75ZM80 41V42H79ZM90 41H91V45H90ZM93 41V42H92ZM160 42V43H162V42H164V43H162V44H160V43H158V42ZM209 41V40H208ZM214 41V42H213ZM227 41V42H226ZM12 44H11V43ZM37 42V43H36ZM50 42H51V44H50ZM74 42V43H73ZM79 42V43H78ZM85 42V43H84ZM146 42V43H145ZM149 42H150V44H149ZM154 42V43H153ZM225 42V43H224ZM15 45H14V44ZM67 43L68 44H70V45H67ZM89 43V44H88ZM95 43V44H94ZM145 43V44H144ZM152 43V44H151ZM158 43V44H157ZM222 43V44H221ZM223 43H224V45H223ZM226 43H227V45H226ZM34 44V45H33ZM43 44V45H42ZM50 46H49V45ZM55 45V46H53V45ZM74 44V45H73ZM76 44V45H75ZM94 44V45H93ZM145 45V47H143V49H142V52H141V55H142V53H143V55L142 56H138L136 59H134V56H132V55H134V47H136V46H141L142 47V45ZM154 44V45H153ZM164 44V45H163ZM215 44V45H214ZM217 44H218V46L220 45H222L223 47H225V49H227V50H225L224 49V51H221V50H223V47H218L217 46ZM14 45V47L15 46H17L16 48L18 49L16 52H15V54H13V51L11 52V49H12V46ZM61 45V46H60ZM84 45H87V46H85V47H82V46H84ZM135 45V46H134ZM146 45H148V46H146ZM151 46V48H150V46ZM23 46V47H22ZM32 48H31V47ZM34 46H38L37 48L36 47H34ZM43 46V47H42ZM66 46H67V48H66ZM70 46V47H69ZM73 46H75L74 48H73ZM79 46V47H78ZM90 46V47H89ZM92 46V47H91ZM162 46V47H161ZM13 47V48H14ZM52 47H54V50L52 49ZM62 47V48H61ZM154 47H157V48H154ZM2 48V49H1ZM5 50H4V49ZM64 48V50H62ZM69 48L71 49V50H69ZM73 48V49H72ZM78 48V49H77ZM148 48V49H147ZM154 48V49H153ZM159 48V49H158ZM191 48H192V46H191ZM218 48V49H217ZM221 50H220V49ZM33 49V51H30V50H32ZM35 49V50H34ZM39 51H37V50ZM47 49V50H46ZM53 51H52V50ZM67 49V50H66ZM145 49V50H144ZM147 49V50H146ZM156 49V50H155ZM51 50V51H50ZM62 50V51H61ZM79 52H78V51ZM151 50H153L152 52H151ZM59 51V52H58ZM145 51V52H144ZM157 51V52H156ZM226 51V52H225ZM231 51V54H232V56H231V54L229 53V52ZM233 51V52H232ZM31 52V53H30ZM33 52V53H32ZM58 52V53H57ZM62 52V53H61ZM151 53V54H147V53ZM225 52V53H224ZM228 52V53H227ZM41 53V54H40ZM65 53H66V55H65ZM133 53V54H132ZM221 53H224V54H221ZM236 53V54H235ZM19 54V55H18ZM36 54H38L37 56H36ZM61 54V55H60ZM68 54V55H67ZM70 54H74V56L75 55H77L76 57H71V55ZM144 54H145V56H144ZM153 54H155L153 57H151L150 55H153ZM227 54V55H226ZM234 54V55H233ZM23 55V56H22ZM31 55V56H30ZM52 57H51V56ZM55 55V56H54ZM84 55V56H83ZM160 57H159V56ZM225 56V58H224V56ZM229 55V56H228ZM21 56V57H20ZM39 56V57H38ZM44 56V57H43ZM49 58H47V57ZM55 58H54V57ZM59 57V59H58V57ZM62 56H63V58H62ZM155 56H156V59H155ZM190 56V57H189ZM204 58H203V57ZM211 56H214V58L213 57H211ZM218 56V57H217ZM7 57V58H6ZM10 57H12V58H10ZM17 57H18V59H17ZM20 57V58H19ZM24 57H26V58H24ZM51 57V58H50ZM57 57V58H56ZM83 58V57H85V58H83V59H81V58ZM144 57V58H143ZM147 57H148V59H147ZM149 57H151L152 59H149ZM158 57V58H157ZM192 57V58H191ZM208 57V58H207ZM215 57L217 58V59H215ZM219 57H221V58H219ZM227 57V58H226ZM230 57V58H229ZM233 57V58H232ZM236 57H238V58H236ZM14 58V59H13ZM36 58V59H35ZM45 60H44V59ZM68 59V60H66V59ZM87 58V59H86ZM181 58V59H180ZM205 58H207V59H205ZM219 58V59H218ZM16 59V60H15ZM19 59H20V61H19ZM26 59V60H25ZM38 59V60H37ZM50 59H51V61H50ZM56 59H58L57 61H56ZM76 59V60H75ZM78 59V60H77ZM86 59V60H85ZM140 59V60H139ZM185 59V60H184ZM203 59H205V60H203ZM212 59V61L211 62H209L210 60ZM217 60V61H219L220 60V62H221V59H223V61H225V62H222L221 63V67L219 66V65H217V64H220V62H217V61H215V60ZM225 59V60H224ZM228 61H227V60ZM231 59H232V61H231ZM236 61H235V60ZM240 59V60H239ZM8 60H10V61H8ZM33 60H35V61H33ZM42 60V61H41ZM60 60H61V62L64 64V63H66L65 65H67L66 67H65V65H62V66H64V68L63 67H61L60 65L62 64L61 62H60ZM72 60V61H71ZM83 60V61H82ZM136 61L135 63H133V62H131V61ZM143 62H142V61ZM187 60V61H186ZM188 60H190V61H188ZM206 60H207V62H206ZM231 62H230V61ZM17 61H18V63L20 62V64H16L17 63ZM30 61H31V63H30ZM43 61H46V64L49 66H47L46 64H45V62H43ZM47 61H48V63H47ZM58 62V63H56V62ZM77 61H79V62H77ZM88 61V62H87ZM195 61V62H194ZM199 61V62H198ZM205 61V62H204ZM226 61L230 64V65H228V63H226ZM256 61V62H255ZM22 62H23V64H22ZM38 62V63H37ZM41 62V63H40ZM50 62H51V65L52 66H54V67H52L51 68V66H50ZM91 62V63H90ZM129 62H130V64H129ZM139 62V63H138ZM145 62V63H144ZM195 63V66H194V63ZM217 62V63H216ZM234 62H237V63H234ZM241 62H243V64L241 63ZM246 62V63H245ZM254 62V63H253ZM25 63V64H24ZM44 63V64H43ZM70 63V64H69ZM82 63H83V65H82ZM93 63V64H92ZM133 63V64H132ZM140 63H142V65L140 64ZM188 63V64H187ZM192 63V64H191ZM196 63H198V64H196ZM203 63H205L204 65H203ZM249 63V64H248ZM13 64V65H12ZM21 64H22V66H24V67H22L21 66ZM34 64V65H33ZM55 64H58V65H55ZM60 64V65H59ZM78 64V65H77ZM139 64L141 65V66H139ZM192 65V66H190V65ZM209 66H208V65ZM213 64H215V65H213ZM225 64L227 65V66H225ZM236 64V65H235ZM251 64H252V66H251ZM259 64V65H258ZM41 65V66H40ZM43 65V66H42ZM70 65V67H68ZM85 65V66H84ZM96 65V66H95ZM131 65V66H130ZM133 65V66H132ZM138 65V66H137ZM185 65V66H184ZM207 65V66H206ZM213 65V66H212ZM224 65V66H223ZM235 65V66H234ZM17 66L18 67H20V68H17ZM33 66H35L34 68L35 69H33ZM39 66V67H38ZM58 66V67H57ZM92 66V67H91ZM95 66V67H94ZM142 66V67H143ZM188 66V67H187ZM190 66V67H189ZM200 66H202V67H200ZM231 68H230V67ZM238 66V67H237ZM243 66V67H242ZM248 66V67H247ZM45 67V68H44ZM46 67H47V69H46ZM61 67V68H60ZM76 67H79V68H76ZM88 67H90L91 69H89ZM94 67V68H93ZM141 69H140V68ZM197 67V68H196ZM203 67H204V69H203ZM208 67V68H207ZM24 68V69H23ZM38 68H40V69H38ZM41 68H42V70H41ZM63 68V69H62ZM134 68V69H133ZM199 68V69H198ZM233 68V69H232ZM247 68V69H246ZM256 68H258V69H256ZM16 69V70H15ZM47 70V76H49L50 78H51V80H53V81H42L39 77H42V74H44V73H46L45 71ZM49 69V70H48ZM51 69V70H50ZM65 69V72L63 71ZM73 69V70H72ZM78 69V70H77ZM79 69H81V70H79ZM130 69V70H129ZM185 69V70H184ZM200 69H202V71L204 70V72L203 73H199V72H201V70ZM207 69V70H206ZM221 69V71H219ZM227 69V70H226ZM228 69H230V71L228 70ZM253 69V70H252ZM58 70V71H57ZM137 70H138V72H137ZM141 70H142V72H141ZM200 70V71H199ZM217 70V71H216ZM232 70V71H231ZM244 70H246V71H244ZM250 70V71H249ZM252 70V71H251ZM17 71H20V72H17ZM28 71V72H27ZM31 73H30V72ZM52 71H53V73H52ZM57 73H56V72ZM60 71V72H59ZM67 71V72H66ZM82 71H84V74H83V72ZM95 71H96V73H95ZM133 71V72H132ZM189 71H190V73H189ZM235 71V72H234ZM27 74H26V73ZM35 74H34V73ZM82 72V73H81ZM94 72V73H93ZM101 72V73H100ZM225 72H227V73H225ZM29 73V74H28ZM50 73H51V75L53 76H51L50 75ZM55 73H56V75H55ZM58 73H60V74H58ZM65 75H64V74ZM86 73H88L87 75L88 76H86ZM140 73H141V76H140ZM206 73V74H205ZM223 73L225 74V75H223ZM238 73V74H237ZM247 73H250V74H247ZM255 73V74H254ZM22 74H24V75H22ZM41 74V75H40ZM79 76H78V75ZM80 74H81V76H80ZM97 76H95V75ZM130 74H134V77L133 78H131V81H132V83H131V81H130V83H129V85H128V87L126 88V92H128V96H124V95H121V96H117V97H114L112 100H110V101H108V103H107V100L105 99V93H106V91H110L111 93L113 92L114 93V91L116 90V87H117V83H118V81L117 80H119L120 79V77L121 76H124V75H130ZM209 74V75H210ZM234 74H236V76L234 75V77H231V76H233ZM40 75V76H39ZM61 75V76H60ZM138 75V76H137ZM203 75V76H202ZM224 76L223 77V79L222 78H219V77H221V76ZM231 75V76H230ZM56 78H55V77ZM63 76H65V79H64V77ZM85 76V77H84ZM100 76V77H99ZM137 76V77H136ZM245 76H247V77H245ZM249 76V77H248ZM60 77V78H59ZM68 77V78H67ZM71 77H73V78H71ZM88 79H87V78ZM228 77V78H227ZM237 77V78H236ZM53 78H55V81H54V79ZM79 78V79H78ZM90 78V79H89ZM95 78V79H94ZM96 78H98L99 80V82L101 83V84H98L99 82L97 81V79ZM139 78V79H138ZM244 78V79H243ZM57 79H60V82H59V80H57ZM76 79V80H75ZM94 79V80H93ZM102 79H104L103 80V82H102ZM108 81H107V80ZM134 79H135V81H134ZM220 79V80H219ZM230 79V80H229ZM232 79V80H231ZM233 79H234V81H233ZM239 79V80H238ZM50 80V79H49ZM84 80V81H83ZM86 80V81H85ZM95 81V82H93V81ZM229 80V81H228ZM63 81V82H62ZM65 81V82H64ZM68 81H69V83H68ZM71 81H73V82H71ZM82 82V83H80L79 84V82ZM254 81H255V79H254ZM42 82H43V84H42ZM44 82H45V85H44ZM47 82H48V84H47ZM77 82H78V85H77ZM86 82V83H85ZM87 82H88V87L89 88H87V86H86V84H87ZM90 82H91V84L93 85L92 87H91V84H90ZM230 82V83H229ZM237 82V83H236ZM56 83V84H55ZM58 83V84H57ZM61 83H63V84H61ZM65 83V84H64ZM94 83V84H93ZM98 85H97V84ZM136 83H139V84H136ZM233 83V84H232ZM239 83V84H238ZM51 85V87H50V85ZM69 84H72V85H69ZM85 84V85H84ZM135 84V85H134ZM251 84H253V83H251ZM48 85V86H47ZM52 85H54V86H52ZM55 85H56V88H55ZM57 85H59V86H57ZM76 85H77V87H76ZM86 86V91L87 92H83L84 91V87L82 88V86ZM101 85V86H100ZM135 87H134V86ZM138 85V86H137ZM233 85V86H232ZM97 86V87H96ZM131 86H133L132 88H131ZM249 86V85H248ZM62 88V89H64L63 91L64 92H62V90H59L58 88ZM74 87V88H73ZM80 87V88H79ZM242 88V89H240V88ZM43 88L44 89H46V90H44L43 91ZM53 88H55V89H53ZM138 88V89H137ZM237 88H239V89H237ZM32 89H33V91H32ZM35 89H36V91H35ZM52 91H50V90ZM55 90V91H53V90ZM68 89V90H67ZM82 89H83V91H82ZM133 89H135V90H133ZM246 89V90H245ZM29 90V91H28ZM31 90V91H30ZM39 90V91H38ZM48 90L50 91V92H48ZM59 90V91H58ZM66 90V91H65ZM78 90H79V92H78ZM80 90H81V92H80ZM130 90V91H129ZM132 90V91H131ZM144 90H146V91H148V92H146V91H143V94L145 95V96H147V97H151L153 100H150L149 98H147V99H149V100H147L148 101V103H149V105L151 104H153V107L155 108V109H157V108H159L158 110L160 111L161 109L160 108H164V106L165 107H168L169 105V103L167 104V100H168V98L169 97H166L165 95L167 94L164 90L163 91H161V89L159 88H157V89H144ZM240 90V91H239ZM28 91V92H27ZM41 91H43L42 93H46V94H41ZM58 91V92H57ZM70 91H72V94H73V97L71 98V97H69L70 95L72 96V94H70L71 92ZM75 91V92H74ZM93 91V92H92ZM134 91V92H133ZM150 91V92H149ZM154 91V92H153ZM157 91H158V93L159 94H161V93H163V94H161L162 95V99H161V95H159V94H157ZM215 91V90H214ZM219 91H221V92H219ZM245 92L244 94H243V92ZM31 92H34V93H31ZM58 94H57V93ZM61 94H60V93ZM132 92V93H131ZM146 92V93H145ZM165 92V93H164ZM240 92V93H239ZM37 93V94H36ZM38 93H40L41 94V97H42V99H41V97H39L40 96V94H38ZM50 95H49V94ZM78 93V94H77ZM79 93H80V96H78L79 95ZM89 93V94H88ZM148 93V94H147ZM24 94H25V96H24ZM47 94H48V96H47ZM63 94V95H62ZM131 94V95H130ZM133 94V95H132ZM165 94V95H164ZM242 94V95H241ZM27 95V96H26ZM31 95V96H30ZM57 95V96H56ZM68 96V98L70 99V101H69V99L68 98H66V96ZM74 95H75V97H74ZM77 95V96H76ZM91 95V96H90ZM150 95V96H149ZM154 95H155V98H154ZM163 95H164V97H165V99L163 100ZM194 95L196 96L195 97V99H193L194 98ZM240 95V96H239ZM247 95V96H246ZM37 96V97H36ZM52 96V97H51ZM56 96V97H55ZM61 96V97H60ZM62 96H64L65 97V99H64V97H62ZM83 96H85V97H83ZM192 96H193V98H192ZM213 96V97H212ZM234 96V97H233ZM36 97V98H35ZM44 97H47V98H44ZM49 97H51V98H49ZM82 97V98H81ZM89 97V98H88ZM122 97H123V99H122ZM198 97H200V98H198ZM28 98H31V99H28ZM44 98V99H43ZM49 98V99H48ZM64 100V101H66V100H68V101H66V102H64L65 104H68V102H70L71 104H68V106L66 107L63 103H62V99ZM77 98H79V99H77ZM81 98V99H80ZM87 98V99H86ZM157 98H159V99H157ZM198 100H197V99ZM13 99V100H12ZM41 99V100H40ZM51 99H53V101L51 100ZM55 99V100H54ZM73 99V100H72ZM122 99V100H121ZM21 102H20V101ZM32 100V101H31ZM34 100V101H33ZM43 100L45 101L44 102V105L42 104L43 103ZM49 100H51V103L53 104H49L50 102H49ZM57 100V101H56ZM58 100H60V101H58ZM75 100H81V102H77V101H75ZM106 100V101H105ZM127 100V101H126ZM156 100V101H155ZM160 100V101H163V102H159L160 103V106H158V104L159 103H157L158 101ZM245 102H244V101ZM19 101V103H17ZM28 101H29V103H28ZM31 101V102H30ZM46 101H48V102H46ZM72 101V102H71ZM119 101V102H118ZM122 101V103H123V101H126V102H124L123 104L122 103H120ZM165 101V102H164ZM15 102V103H14ZM25 102H26V104H25ZM33 102H34V105H33ZM36 102H37V105H36ZM41 102V103H40ZM58 102H59V104H60V106L59 105H57L58 104ZM76 103V105L78 106H76L75 105V103ZM115 102V103H114ZM153 102H155V103H153ZM247 102V103H246ZM14 105V104H16L15 106H13L12 104ZM27 103H28V107H27ZM46 103L48 104V105H46ZM62 103V104H61ZM98 103H99V105H98ZM103 103V104H102ZM105 103V104H104ZM161 103H163V104H161ZM11 104V105H10ZM24 104V105H23ZM110 104V105H109ZM119 104V105H118ZM155 104V105H154ZM201 104V105H200ZM18 105V106H17ZM21 105H23L22 107H21ZM30 105V106H29ZM42 106V108H41V106ZM45 105L46 106H48V107H45ZM64 107H63V106ZM75 105V106H74ZM103 105V106H102ZM106 105V106H105ZM149 105H147V109H150V108H153L151 105H150V108H148V106ZM156 105H157V107H156ZM168 105V106H167ZM26 106V107H25ZM34 106V107H33ZM55 107L54 109H53V107ZM56 106H57V108H56ZM59 106V107H58ZM70 106V108L72 109V107L73 108H75V109H70V108H68ZM108 106V107H107ZM242 106V105H241ZM25 109H24V108ZM93 107V108H92ZM100 107V108H99ZM111 107V108H110ZM247 107V106H246ZM16 108V109H15ZM17 108H18V110H17ZM35 108V109H34ZM45 108V109H44ZM46 108H48L47 109V111H46ZM52 109V110H50V109ZM59 108V109H58ZM65 110H63V109ZM68 110H67V109ZM91 108V109H90ZM94 108H96V109H94ZM203 108V109H202ZM205 108V109H204ZM21 109V110H20ZM55 109H57L56 111H55ZM61 109V110H60ZM109 109V110H108ZM114 111V113H113V111ZM115 109L117 110L116 112H115ZM36 110H37V112H36ZM39 110V111H38ZM87 110V111H86ZM90 110V111H89ZM95 110V111H94ZM111 110V111H110ZM200 110V111H199ZM34 111V112H33ZM42 113H41V112ZM45 111H46V113H45ZM51 111V112H50ZM61 111H62V113H61ZM107 111V112H106ZM109 111V112H108ZM163 110H161V112H162ZM203 111V112H202ZM15 112H17V113H15ZM43 112H44V114H43ZM50 112V113H49ZM110 112H111V114H110ZM122 112H126V111H122ZM132 112V111H131ZM33 113V114H32ZM47 113H49V114H47ZM65 113V114H64ZM75 113V114H74ZM94 113V114H93ZM101 113H103V114H101ZM147 113H148V111H147ZM16 114V115H15ZM21 114V115H20ZM34 114H36L35 116H33ZM45 116H43V115ZM68 114H70V115H68ZM77 114V115H76ZM101 114V115H100ZM108 114V115H107ZM209 114V115H208ZM30 115V116H29ZM39 115V116H38ZM60 115V116H59ZM68 115V116H67ZM74 115H76V116H74ZM89 115V116H88ZM100 115V116H99ZM104 115V116H103ZM108 117H107V116ZM110 115V116H109ZM20 116H22V117H20ZM43 118H42V117ZM66 118H64V117ZM85 116V117H84ZM94 117V118H93ZM8 118V117H7ZM59 118V119H58ZM60 118H62V119H60ZM71 120H70V119ZM74 118V119H73ZM81 118V119H80ZM105 120H103V119ZM235 118H237V119H235ZM239 118V119H238ZM1 119H6V118H3V117H0V120ZM50 119V120H49ZM54 119V120H53ZM80 119V120H79ZM97 119V120H96ZM102 119V120H101ZM217 120H218V115H217V118H216ZM240 119H241V121H240ZM47 120V121H46ZM48 120H49V122H48ZM63 120V121H62ZM75 120V121H74ZM82 120V121H81ZM88 120V121H87ZM90 120H91V122H93V123H91L90 122ZM96 120V121H95ZM64 121H66V122H64ZM240 121V122H239ZM64 122V123H63ZM80 122V123H79ZM88 122V123H87ZM95 122V123H94ZM53 123V124H52ZM76 123V124H75ZM89 123H91V125L89 124ZM174 123V124H173ZM189 123V124H190ZM217 123V124H216ZM219 123V124H218ZM222 123V124H221ZM63 124H66V125H63ZM70 124V125H69ZM72 124V125H71ZM89 124V125H88ZM172 124V125H171ZM231 124V125H230ZM58 125V126H57ZM74 125V126H73ZM78 125H80V126H78ZM89 127H88V126ZM175 127H174V126ZM184 125V126H183ZM198 125V126H197ZM221 125H223V126H221ZM226 125V126H225ZM68 126V127H67ZM71 126V127H70ZM86 126V127H85ZM92 127V129H91V127ZM180 126V127H179ZM186 126V127H185ZM206 126V127H205ZM133 127H132V131H133ZM148 127H149V129H148ZM174 127V128H173ZM178 127V128H177ZM184 127V128H183ZM181 128H183V129H181ZM186 128H188L189 130H191L192 132H191V138L189 137L188 138V136H186V135H189V130H185ZM210 128V129H211ZM221 128H223V129H221ZM141 130V132H140V130ZM145 129H147V130H145ZM156 129V130H155ZM166 129V130H165ZM169 129H171V131L169 130ZM139 130V131H138ZM151 130H155L156 131V133H157V137H159L158 136V134H160V132H162L163 130H165V132L170 136V134H171V136H170V138L172 139V140H174L175 138H176V140L173 142V141H167V139H163V141H165V143L161 140V139H159L158 138V140H157V138H155V136H156V133H154L153 131L152 132H150ZM169 130V131H168ZM180 130V131H179ZM182 130H184V131H182ZM218 130V131H219ZM149 131V132H148ZM178 131L180 132V133H178ZM184 133V135H185V140H183L184 139V135H180L179 136V134H183L182 132ZM194 131H195V133H194ZM204 131V132H203ZM142 133V132H144V134L142 135H140V136H138L140 133ZM171 132V133H170ZM147 133H152V134H150L151 136L153 135L154 136V138L155 139H153L152 140V142H151V139H152V137L149 135V134H147ZM173 133V134H172ZM175 133V134H174ZM186 133V134H185ZM198 133V134H197ZM145 134H147L148 135V139H147V135L146 136H144ZM203 134H201V135H203ZM91 135H93V134H91ZM136 135V136H135ZM175 136V137H173V136ZM229 135V134H228ZM56 136H59V135H55V136H53V137H51V138H53V139H55L56 138ZM143 136H144V138H143ZM177 136H179L180 138H181V140L179 139V137H177ZM55 137V138H54ZM149 137H151V138H149ZM193 137V138H192ZM141 141H140V140ZM144 139V140H143ZM147 139V140H146ZM125 140V139H124ZM146 140V141H145ZM149 140V141H148ZM155 140H157V142H159V143H157ZM160 140V141H159ZM180 140V141H179ZM190 140H192V142L190 141ZM147 141H148V145H147ZM167 141V142H166ZM142 142H145V143H142ZM152 143V144H151ZM153 143H154V145H153ZM157 143V144H156ZM171 143H173V144H171ZM89 144H91L90 146H88ZM89 144H85L84 146H82V147H89V148H87V152H98V147H101V145H98V144H96L95 143V146H94V142H91V143H89ZM138 144V145H139ZM107 145V144H106ZM151 145H153L151 148H155V147H157L159 150L158 151H160V152H157L156 154H153V149H151L150 148V146ZM160 145V147H158ZM92 146V147H91ZM155 146V147H154ZM111 148V147H110ZM111 149H113V148H111ZM164 150H165V148H164ZM152 151V152H151ZM25 153H24V156H25V154H29V152L27 151H24ZM125 151H124V149H121V148H119V149H117V152H116V155H115V153H113V154H111V155H106V156H104V158H102L101 159V162L103 163V165L100 167L101 169V173L100 174H104L103 175V177H105V176H107V175H105V174H107L111 169H116V170H118V171H120L121 169H119L120 167H122V165H124L125 166V164H131V165H129V167L131 166H134L133 164L134 163H136L135 161V159L134 158H127V157H121V156H123L125 153H124ZM160 155V156H158V155ZM183 154V153H182ZM182 154H178V155H176V156H179V158L177 157L176 158V156H175V158L176 159H178V160H183V159H185V158H187L184 154H183V156H185V157H183V156H181ZM193 154V152L191 153V155ZM35 155V158L33 159L34 161H38L37 162V164L38 163H40V164H38L39 166H41L43 163V165H42V167L43 166H51V167H54V166H56V165H54V164H57V163H59L60 164V166L57 164V166H59V167H55V168H59V170L57 169V170H55L54 168H52V169H50L49 171H55V172H53V173H56L57 171H61V170H63V168L60 170V167H61V165L63 166L64 164H63V159H61V158H51V161L53 160V162H51V161H49L50 160V157L48 158H44V159H40V157H39V154H34ZM191 155H190V157H191ZM154 156V157H153ZM158 156V157H157ZM26 157V156H25ZM30 157H31V155H30ZM29 157V155L26 157V158H30ZM36 157H37V160H36ZM39 157V158H38ZM190 157H189V159H190ZM155 159L156 160V158H158L156 161L155 160H152V159ZM161 158V159H160ZM170 157H168V159H169ZM32 159V158H31ZM40 159V160H39ZM49 159V160H48ZM54 160H55V162H54ZM134 160V161H133ZM185 160H188V158L187 159H185ZM42 161V162H41ZM46 162V164H45V162ZM74 160H71L70 159V162L71 163H78V162H73ZM153 161V164L151 163ZM155 161V162H154ZM170 161V160H169ZM184 161V160H183ZM48 162V163H47ZM132 162V163H131ZM134 162V163H133ZM167 162H168V160H167ZM121 163V164H120ZM158 163H159V165H161L160 167H159V165H158ZM119 164H120V166H119ZM154 164H156V165H154ZM164 164V163H163ZM68 165V164H67ZM152 165H154V168L152 167ZM68 166H70L69 168H71V169H69V172H72V171H74V170H76V167H77V165H75V164H73V166H72V164H69ZM128 167V168H129ZM158 169V171H157V169ZM127 169V168H126ZM90 172H92L93 174H94V171L92 170V169H88ZM162 170V171H161ZM155 171H157V172H155ZM159 171H160V173H161V175H160V173H159ZM103 172V173H102ZM177 172V173H176ZM188 172L189 171H184L183 172V170H176L175 172H174V176H176V177H174L176 180H178L179 181V179L180 178H182V179H180V181L179 182H183V187L181 188V189H183V190H185L187 187H191V175H190V173H189V175H188ZM153 173V174H152ZM155 173V174H154ZM159 173V174H158ZM36 174H38V173H35V174H29L28 175V177H27V175H26V177L27 178H29L30 180H31V178L33 177V179L34 178H37V181L36 182H41V181H45L46 180V176L44 175V172L42 173V174H40L39 173V177L36 175ZM59 175V173H56L55 175L54 174H52V175H54L53 176V178L56 176V175ZM165 174V175H164ZM180 174V175H179ZM31 175V176H30ZM36 175V176H35ZM43 176V178L41 177V176ZM152 175H154V177L152 178ZM165 177V179L166 180H164V177ZM3 175H0V184H3V185H0V187H2V188H0V195H2V196H0V202H1V200H2V202L0 203V210L2 209V208H4V206L3 205H7L6 203H8L6 200H8V191L10 190L9 188H11L10 186L8 187L6 184V182H4V178L2 177ZM158 176V177H157ZM162 178H161V177ZM170 176V175H169ZM181 176V177H180ZM184 176L186 177L185 179H184ZM31 177V178H30ZM45 177V178H44ZM62 176H59L58 178L57 177H55L56 178V180H55V178H54V180H51L52 182L51 183H54V182H57V183H60V182H58V180H61L60 178H61ZM150 177H148L147 178V187H150V188H148V189H146V191H145V194L146 193H149L148 195L150 196V194L152 195V193L154 192V188H153V185H150V184H148L149 182H152V181H150ZM156 177V178H155ZM180 177V178H179ZM2 178V179H1ZM27 178H25L24 179V185L26 186L27 184V182H29L30 180L29 179H27ZM11 177H9V182H8V184H13L12 182H13V180L11 181ZM41 179H43V180H41ZM161 179V180H160ZM188 179H190V180H188ZM41 180V181H40ZM176 180H175V182H176ZM183 180H185V183H184V181ZM54 181V182H53ZM177 181V182H178ZM187 181H188V183H187ZM3 182V183H2ZM18 182L21 184V182L18 180ZM26 182V183H25ZM42 183V182H41ZM186 184L187 185H189V186H186ZM24 185H22V186H24ZM250 185V183H246V184H244V187H247V186H249ZM12 186V193H11V191H9V195H10V193H11V195L13 194V196L15 197V195L17 194V197H15L16 198V200L17 199H19V195L21 194V192H22V194L23 193H25V191H26V189L28 190V188H26L25 186L24 187H22V186H20L19 187V189L18 190H20L19 192H18V190H16V186L13 184V185H11ZM15 186V187H14ZM151 186H152V188H151ZM13 187H14V190H13ZM146 187V188H147ZM185 187V188H184ZM6 188V189H5ZM22 188H23V191H22ZM7 189H8V191H7ZM188 189V188H187ZM151 190V191H150ZM4 191H5V194H4ZM148 191V192H147ZM150 191V192H149ZM153 191V192H152ZM185 191H187V190H185ZM2 192V193H1ZM16 193V194H15ZM21 194V195H22ZM52 194H55V192H54V190H52ZM155 195H152V196H154L155 198H157L155 201H152V202H150V201H147L146 202V205L144 206L143 205V209H142V212H145L146 214H150L151 215V213H153L154 211L156 212V213H158L157 211L158 210H160V212H159V214L158 215H167V213H169V211H170V209H171V212H174V211H177V210H179V211H181V212H187V209H189L188 210V213H189V211L191 210V204L192 203H196L195 201H190V199L191 198H189V196L187 195V196H185V194L186 193H182L181 195H183V196H185V200H187V201H185L184 199L181 201V203L180 204H182L181 206H182V209H181V206H176V207H167V206H163L162 205V203H161V201H162V199L164 198V196H163V194H164V192H162V194H161V192H157V194H156V192L154 193ZM159 194V195H158ZM7 195V196H6ZM147 195V196H148ZM160 195H161V197H160ZM6 196V197H5ZM182 196V197H183ZM159 197H160V199H159ZM3 198V199H2ZM5 198H7V199H5ZM149 198V197H148ZM187 198V199H186ZM150 199V198H149ZM4 200L6 201V202H4ZM55 200L56 199H54V197L52 198V202H51V204L49 205V210H47L46 212H47V214L45 215V214H43V213H46L45 212V207H43V206H41V209H40V211H39V217H37V219H40V218H45V217H47L49 214H51V213H54L55 214V216H59L61 219H59V217H57V220L58 221H61V220H63V217L61 216V214H59V213H57L58 211L56 210L57 209V207H56V204L54 203L55 202ZM160 200V201H159ZM184 201L185 202H188V203H184ZM154 202V203H153ZM158 202L160 203V205L158 204ZM183 202V203H182ZM200 202H203V201H200ZM53 203V204H52ZM151 204V205H150ZM157 204V205H156ZM185 206H184V205ZM55 205V206H54ZM148 205H149V208H148ZM153 205H155V206H153ZM159 205V206H158ZM187 205V206H186ZM3 206V207H2ZM151 206V207H150ZM160 207L159 209H158V207ZM127 207V206H126ZM152 207H156L155 208V210L153 211L152 209H154V208H152ZM162 207V208H161ZM165 207H167V208H165ZM184 207H186V208H184ZM55 208V209H54ZM168 208H170V209H168ZM176 208V209H175ZM51 209V210H50ZM146 209H149V210H145ZM156 209H158V210H156ZM162 209H164V210H162ZM181 209V210H180ZM43 211V213H42V211ZM53 210L55 211V212H53ZM162 210V211H161ZM169 210V211H168ZM174 210V211H173ZM183 210V211H182ZM186 210V211H185ZM51 211V212H50ZM151 211V213H149V212ZM41 212V213H40ZM141 212V213H142ZM131 213V212H130ZM132 214V213H131ZM44 217H43V216ZM26 216V215H25ZM25 216H20L21 218H24ZM42 216V217H41ZM135 216V215H134ZM136 219V218H135ZM65 220V219H64ZM65 221H67V223L68 222H70L71 221V219H66ZM73 221V222H72ZM72 221H71V225H70V223H68L69 225H68V227H66L65 229H63V230H61V231H59L58 233H56L53 237H52V239L53 240H55V237H56V239L57 240H55V242L57 243V246L59 247V251L61 252L62 251V258L60 259V261H58L56 264H74V263H76V264H85L86 263V258L85 257H87L88 255H87V253H85L86 252V250H85V246H86V243H83L84 241H82V239L81 238H84V240H89V239H93V237L95 236L94 235V233H93V231L95 232V230H93V231H90V229L91 228H89V227H87V226H85V225H83L84 223L82 222V221H80V223H78L77 221V219L75 220V218L74 219H72ZM75 222V223H74ZM83 223V224H82ZM72 224H73V226H74V228H75V230H73L74 228H73V226H72ZM78 226H77V225ZM38 226H40V227H43V228H45V227H47V225H45V226H41V225H38ZM70 226V227H69ZM72 226V227H71ZM75 226H77V227H75ZM79 226H84V233L86 234H84L83 232H82V228L81 227H79ZM86 227V228H85ZM68 228V229H67ZM76 228H77V230H76ZM81 228V229H80ZM89 230H88V229ZM87 229V230H86ZM93 229V228H92ZM77 233V235H76V233ZM80 231V232H79ZM88 231V232H87ZM82 232V233H81ZM87 232V233H86ZM91 232V233H90ZM61 233H64V234H61ZM67 233V234H66ZM80 233V234H79ZM97 233V232H96ZM95 233V234H96ZM59 234L62 236H59ZM84 236H83V235ZM65 235V236H64ZM75 235V236H74ZM82 235V236H81ZM68 236H69V238H68ZM71 236H73L74 237V239H75V242H71V241H74V239H73V237L71 238ZM80 238H79V237ZM21 237V238H20ZM58 237H61V241H60V238H58ZM67 238V240H66V238ZM78 237V238H77ZM87 239H86V238ZM22 238L23 239H30V237H26V236H22V235H20V236H18V238L17 239H20V240H22ZM6 239H8L7 237H3V238H1L0 239V250H1V248L2 247H4L5 245L4 244H6L7 242H8V240H6ZM43 239L44 238H42L41 236H38V237H36V238H34V240L35 241H43ZM72 239V240H71ZM65 240H66V242H65ZM77 240H78V242H80L81 243V245H80V243H78L77 242ZM81 240V241H80ZM58 241H60V242H58ZM4 244H3V243ZM68 242V243H67ZM86 242V241H85ZM59 243H60V245L62 246V247H64V248H62L61 246H59ZM65 243H67V246L65 245ZM75 245H74V244ZM4 246H3V245ZM71 244V245H70ZM73 244V245H72ZM123 245H125V244H121L120 246H119V252L122 250H125V247L123 246ZM70 246H74L73 248L72 247H70ZM75 246H76V248H75ZM123 247V248H122ZM81 248H83L85 251H84V253H83V249H81ZM24 249V250H23ZM23 249H19L18 250V255H17V253L13 256V258L11 259V261L10 260H8L9 258H5L6 256H4V255H2L1 256V254H0V261L3 259V261H1L0 262V264H13V262H16L17 260H19V261H21V262H23V263H20V262H18L17 261V263L16 264H45V260L47 261L46 263L47 264H49L48 263V255L46 254H44V253H42V252H39L41 255H38L39 253H36V255H38V256H36L35 254L34 255H32L33 253L32 252H30L28 249H26V248H23ZM64 250V254H63V250ZM69 249V250H68ZM71 249V250H70ZM74 249V250H73ZM81 251H80V250ZM21 250L23 251L22 253H21ZM70 251V252H68V251ZM24 251H25V253H24ZM76 251H78L77 253H75ZM121 251V252H122ZM24 253V254H23ZM73 255H72V254ZM21 254V255H20ZM23 254V255H22ZM25 254H28V256L27 255H25ZM71 254V255H70ZM83 254H85V255H83ZM44 255H45V257H44ZM64 255H65V257H64ZM76 255V256H75ZM22 258H21V257ZM30 256V257H29ZM36 258H35V257ZM41 256V257H40ZM78 256V257H77ZM85 256V257H84ZM4 257V258H3ZM20 257V258H19ZM27 257V258H26ZM28 257H29V260H27L28 259ZM34 257V258H33ZM40 257V258H39ZM43 257V258H42ZM69 257V258H68ZM76 257V258H75ZM80 257V258H79ZM31 258H33L32 260H31ZM39 258V259H38ZM45 258H47V259H45ZM68 258V259H67ZM74 258V259H73ZM4 259H6V262H5V260ZM17 259V260H16ZM21 259H23V260H21ZM24 259H25V262H24ZM40 259H44V260H40ZM68 261H67V260ZM70 259V260H69ZM83 259H85V260H83ZM81 260H83V261H85V262H83V261H81ZM8 261V262H7ZM32 261H34V262H32ZM63 261V262H62ZM72 261V262H71ZM37 262V263H36ZM60 262V263H59ZM67 262V263H66ZM71 262V263H70ZM78 262V263H77ZM15 264V263H14Z\"/></svg>",
    "mask_w": 264,
    "mask_h": 264
},
{
    "label": "flooded vegetation",
    "instance_id": "af4514ba",
    "mask_svg": "<svg viewBox=\"0 0 264 264\" xmlns=\"http://www.w3.org/2000/svg\"><path fill=\"white\" fill-rule=\"evenodd\" d=\"M4 41V43H8V41H11V40H9V39H2V42ZM0 43H1V39H0ZM4 43H2V44H4ZM210 95H212V93H209L208 94V96L207 97H209V98H211L210 97ZM207 99V98H206ZM214 99H215V101H214ZM211 101V103L209 104V102L207 103V105H211V106H213L214 104V111H219V110H222L223 108H227L228 110H230V111H227L228 112V114H230V115H235L236 116V114H237V110H239L238 108L239 107H241V106H238L237 105V103L235 102L234 103V105L232 106V107H230L229 105H228V103L227 102H222V100L223 99H221L220 97H215V98H212V99H210ZM217 102V103H216ZM225 103V104H224ZM228 105V106H227ZM208 108H210V107H208ZM241 109V108H240ZM224 110V109H223ZM4 112L6 111V109H4L3 110ZM240 111V110H239ZM6 116H8L9 117V114L8 115H6ZM4 121H6L7 123H9L8 124V127H10L9 129V131H11V132H9V133H12L13 131H15L16 129L15 128H17V130L18 131H23L22 133H24V134H26L27 136H31V137H33V138H36V139H39V140H41V142H43V143H45V141H51V140H53V141H60L62 138V140L63 141H66L65 139L68 137V139L69 140H67V141H70L71 140V142H76L77 140V147L80 149V148H84V147H82V146H84L86 143H87V141H88V143L87 144H89V143H91V142H98V145H102L104 142V144H105V146L108 148V147H111V148H114V149H111V148H109V149H111L112 151H110L109 150V152L108 153H105V154H102L101 152V147H98V152H85V151H83V150H78L77 152H75V151H73V150H59L58 148H51V147H46V145L44 146V145H41V146H38V147H36V146H34L33 145V143H32V141H31V139H25V140H20V139H18V138H13L12 136L10 137V134L8 133V135L7 134H5V132H1L0 131V175H3L2 177L4 178V182H6L7 183V186L9 187V186H11L10 184H8V181H9V177H11L12 178V180L14 179V180H16V181H14L13 183H14V185L16 186V189L18 190V188L20 187V186H22V185H24V183H22V182H24V179L26 178V177H24V176H26V175H29V174H35V173H40V174H42L43 172H46V171H48V169L51 167H49V166H43V167H45V168H43L42 166H37L36 164H37V162L38 161H33V159H31L32 157H34L35 158V153L36 154H39V157H41L42 159H44V158H47V157H56V158H60L61 157V159H63L64 161H63V164L65 165V166H62V167H64V169H66V167H67V171L65 172L64 170L63 171H61V175H75V176H77V177H79L78 179L76 178L75 179V177H74V180H72V179H67L65 182H67V183H71L70 185L72 186V188L74 189L73 191L74 192H72V188H71V190H69V188L71 187L69 184H67V183H65V182H61V183H65V184H62L61 185V187H60V184L58 185L57 183L55 184V187L57 188V191H56V188H54V185H53V183H51L50 184V182H51V180L49 179V177L48 176H50L51 174L49 173V172H51V171H48V173L46 172V173H44V174H48L47 175V179L45 180V181H43V183H41V185H40V183H38V184H36V181H35V179H31V180H33V183H31V180L29 181V183L27 182L26 184V187L28 186V189H30L31 191H32V193H36V196H35V194L32 196V193H31V191H30V195L34 198H32L31 197V202H33L35 205L34 206H37V205H39V201H37L36 199H38V200H40V203L43 205V207H45V211H47V210H49V207H47L48 205H50L51 204V202H52V198L54 197L56 200H55V204L57 205V204H62L61 206L60 205H57L56 207H58V210L60 209L61 211H62V217L64 218V219H67V218H69V216H70V219H72V215H75V213H72V212H76V214H77V212L79 211V210H73V205H75V204H78V203H80V206H83L84 204L85 205H88L90 208H91V206H92V208L90 209V210H93L94 211V213L96 212V210H97V212H99L98 214H97V217H96V213L94 214L93 213V211H92V213H93V216L94 217H91V218H95V220L97 219V220H101L102 219V213H104V211L105 210H99L98 208L100 207V206H102V207H105V206H107V207H109L110 206V208H111V211H112V213H114V212H116V213H114L113 215L117 218L116 219V221H118L119 222V218H122V216H123V219H124V216H126L125 217V219L129 222L128 223V227L130 228V231H128L129 230V228H127L124 232L126 233V235H127V233H128V237L126 236V238L128 239V240H126L127 242H125V250H123V252L122 253H129V251H131L129 248H131V247H133V246H136V245H141V246H145L146 245V247H148V248H150V249H154L155 248V250H157L160 254L164 251V250H166V251H164L162 254H161V256H165V257H163V261H167L166 262V264H181V261H182V256H183V258L185 259L186 258V256L185 255H189V253L191 252V250L194 248L193 247V244H194V246L195 245H197V244H199V241H200V244H204L205 246H209V243L211 242L210 240H215V238H216V240L219 238L220 240L222 239L223 240V237H225L224 235H227V233H228V231L229 232H231L230 230H234V232H236L238 229H236V228H238V226L241 224H239V222L240 221H236V222H234L233 223V221L235 220V218L233 219V217H229V216H227V215H225L224 213H220V212H223V208L225 207L224 205H226V203H225V201H226V197H227V195L225 194L224 196H226V197H223V192H229L230 191V189H227V188H224V189H217V188H215V189H211L210 190V192H212V191H214V190H216V191H214L213 193H211L210 195H209V193L210 192H208L207 193V195H204V197L203 198H201V199H194V200H191V201H195L196 203H192L191 204V210L189 211V214H187L186 213V215H185V212H182V214H179L180 216H178V217H181L180 219L176 216V218H175V216H172V218L171 217H169V219H168V217H167V215H158V216H155V217H153L155 220V222L154 221H152V222H149V223H145V222H141V223H143V224H141L140 222H137L138 220H136V219H134V218H132L131 216H129L128 214V216L127 215H124V214H126V205L128 204V206L130 207V212H131V206H133V205H135V204H137L138 205V203L139 202H141L142 200V202H143V205L145 206L146 205V202H147V198H146V196H143V195H145V191H146V187H145V185H147V178L148 177H150L149 175H148V177H147V174H143V176H145V180L143 181V183L141 184V187L140 188H142V189H140V192H139V189H138V187L136 188V185H134V184H132V185H130L131 187H127V185L125 184V183H123L122 181H120V183L119 184H121V185H119V184H117V182H119V180L120 179H118L119 177H123V174L122 173H124V172H126L127 171V173H130V170L128 169H126V168H124V167H120L119 169H121L120 171H118V170H116V169H111L108 173H107V176H105V177H103V174L100 176V175H96V174H98V173H101V166L103 165V163L101 162V159L102 158H104V156H106V155H111V154H113V153H115V155H116V152H117V149H119V148H121V149H124V155L123 156H121V157H127V158H134V156H135V158L134 159H136V157L137 156H143V157H146L145 155H147V153L145 152V151H142V150H140V147L139 146H142L141 144L140 145H137V144H132V143H134L133 141H126V140H124V139H120V138H118L117 136H115L116 135V132L114 131L115 130V128H114V130H112L113 129V127L112 126H114V125H112L111 124V122L110 121H107V124H104V125H102L101 123V121H97L96 123L97 124H95L96 126H97V128H96V126L94 125L93 126V133H90L89 134V132H86L85 130L84 131H81V132H79L78 130H77V133H76V129H74V131H73V128H66L65 126H59V128L60 129H64L63 131H58V129H55L54 127H52V125H48V126H44V125H41V124H37L38 122L37 121H34L33 119H29L30 121H33V122H35L36 123V125H35V123H31L29 120L28 121H24V120H26V119H24L23 118V120L22 119H16V118H13L12 117V114H10V118H7V119H3ZM15 120V121H14ZM21 120V121H20ZM11 121V122H10ZM24 122V123H23ZM28 122V123H27ZM32 124H30V123ZM16 123V124H15ZM18 123V124H17ZM25 123H26V125H25ZM99 123H100V125H102L100 128H99ZM237 123H238V120H237ZM22 125V126H21ZM29 125V126H28ZM40 125V126H39ZM108 126V128H107V126ZM112 125V126H111ZM26 126V127H25ZM33 126V127H32ZM44 126V127H43ZM110 126V127H109ZM13 127H15V128H13ZM24 129H23V128ZM71 127V126H70ZM11 128H12V130H11ZM38 128V129H37ZM96 128V129H95ZM112 128V129H111ZM53 129V130H52ZM68 129V130H67ZM72 129V130H71ZM111 131H110V130ZM16 130V131H17ZM66 130V131H65ZM70 130V131H69ZM95 130V131H94ZM68 131V132H67ZM114 131V132H113ZM59 134H58V133ZM77 134V135H75V133ZM99 132L101 133L100 135H98L99 134ZM109 132H111L109 135H108V133ZM44 133V134H43ZM46 133V134H45ZM63 133V134H62ZM69 133V135L67 136V134ZM85 133H87V135H85ZM95 133H98V134H95ZM53 134V135H52ZM60 135V139H59V136H57V139L55 138V139H53V138H50L51 136H55V135ZM62 134V135H61ZM80 134V135H79ZM91 134H93L92 135V139H91ZM106 134H107V136H106ZM113 136H112V135ZM13 135V134H12ZM51 135V136H50ZM65 135V136H64ZM84 135V136H83ZM88 135H89V138H88ZM35 136V137H34ZM49 136V137H48ZM75 136H76V138H79V139H81V137H82V139L81 140H79V139H76L75 138ZM79 136V137H78ZM98 136H100V138H98ZM106 136V137H109V138H104V137ZM116 137V139L115 138H113V137ZM62 137V138H61ZM84 137V138H83ZM95 138V139H94ZM96 138L98 139V140H96ZM112 138V139H111ZM46 139V140H45ZM86 139H88L87 141H86ZM90 139H91V141H90ZM94 139V140H93ZM103 139V140H102ZM104 139H106V140H104ZM109 139H111V140H109ZM61 140V141H62ZM100 140V141H99ZM102 140V141H101ZM112 141L111 143L109 142V141ZM117 140V141H116ZM119 140V141H118ZM124 140V141H123ZM79 141H81V142H79ZM83 141V142H82ZM121 141V142H120ZM86 142V143H85ZM99 142H100V144H99ZM117 143L116 144V146H115V143ZM122 142H124V143H122ZM126 142V143H125ZM128 142H129V144L131 143V146L128 144ZM76 144V143H75ZM79 144V145H78ZM82 146H81V145ZM107 144V145H106ZM122 144V145H121ZM128 146H130V147H128ZM134 145V146H133ZM136 145V146H135ZM124 146V147H123ZM136 148V150H134V148ZM137 147H139V149L137 148ZM27 148V149H26ZM87 148V147H86ZM117 148V149H116ZM130 148H132V149H130ZM131 150V151H129V153H128V151L127 150ZM25 150H27L29 153H30V155H32L31 156V158H28L29 159V161L26 159V157H24V155L22 154V152L24 153V151ZM138 150H139V152H138ZM83 151V152H82ZM127 151V152H126ZM143 152L142 154H141V152ZM74 152V153H73ZM131 152V153H130ZM134 152V153H133ZM136 152V153H135ZM138 152V153H137ZM144 152H145V154H144ZM50 153V154H49ZM53 153V154H52ZM127 153V154H126ZM55 154V155H54ZM42 155V156H41ZM44 155V156H43ZM46 155V156H45ZM50 155V156H49ZM94 157H96L97 158V160H96V158H94ZM25 158V159H24ZM30 159H31V161H30ZM70 159L71 160H74L73 162H77L78 161V163H74V164H78L77 165V167H76V170H74V173H70L69 172V170H68V168H69V166H67V164H70L69 163V161H70ZM79 159V160H78ZM100 160V161H99ZM26 161H28V162H26ZM94 161H97L98 163H96V162H94ZM26 162V163H25ZM30 162V163H29ZM34 163V164H31V163ZM66 162H68V163H66ZM29 163V164H28ZM93 163V164H92ZM95 163V164H94ZM71 164H73V163H71ZM101 164V165H100ZM25 165V166H24ZM30 165V166H29ZM55 165H57V164H55ZM80 165V166H79ZM84 166L83 168H82V166ZM88 165V166H87ZM128 165H130V164H125V167H128ZM27 166V167H26ZM34 166L36 167V168H34ZM38 167V168H37ZM54 167H57V166H54ZM54 167H51V168H54ZM80 167L83 169H80ZM87 168V169H84V168ZM50 168V169H51ZM92 169L93 171H94V174L92 173V172H90L88 169ZM27 169V170H26ZM36 171H35V170ZM41 169H43V170H41ZM44 169H46V170H44ZM55 170H57L58 168H54ZM70 169V168H69ZM77 169H80V170H77ZM124 169V170H123ZM40 170H41V172H40ZM35 171V172H34ZM28 174H27V173ZM64 172V173H63ZM69 172V173H68ZM75 172L78 174V172L79 173H83V174H85V177H84V175H83V177H84V179H86L85 180V182L84 181H82L83 180V177L81 176V174H78V175H76L75 174ZM90 172V174L92 175V177L90 176V174H88V173ZM113 172V173H112ZM117 172V173H116ZM116 173V174H115ZM121 173V174H120ZM7 174V175H6ZM14 174V175H13ZM59 174H60V172H59ZM118 174V175H117ZM11 175V176H10ZM19 175H21L20 177H19ZM63 175V176H64ZM106 175V174H105ZM122 175V176H121ZM246 176H244V175H241V179L242 180H239V176H237L236 178H235V184L233 185V188H231V189H233V190H231V191H236V190H234V189H237L238 188V186L240 187V184L241 185H243V188L245 189V190H249L251 187H253V186H255L256 185V180L255 179H253V176H251V175H247V174H245ZM9 176V177H8ZM17 176H18V178H17ZM116 176H118V178L116 177ZM250 177V178H248V177ZM8 177V178H7ZM82 177V178H81ZM88 177H90V179L92 178V180L93 181H90V179L88 178ZM94 177H98V178H100L99 180H97L96 178L95 179H93ZM113 177H116V178H114L113 179ZM249 179H247V178ZM19 179V178H21V179H19V181L21 182V184L18 182L17 183V179ZM87 178H88V180H87ZM102 178L104 179V181H102ZM151 178V177H150ZM244 178V179H243ZM252 178V180H250ZM50 181H49V180ZM80 179V180H79ZM107 179V180H106ZM111 179H113L114 180V182H112L113 180H111ZM170 179V178H169ZM22 180V181H21ZM73 182H71V181ZM79 182V183H77V185H76V182L77 181ZM95 180H97V181H95ZM105 180H106V182H105ZM111 180V181H110ZM118 180V181H117ZM246 180H247V182H246ZM255 180V181H254ZM69 181V182H68ZM101 181V182H100ZM110 181V182H109ZM116 181V182H115ZM75 182V183H74ZM87 182H92V184L91 183H88L87 184ZM98 184H97V183ZM145 182H146V184H145ZM243 182V183H242ZM48 183H49V186H48ZM83 185H82V184ZM86 184V186H85V184ZM98 185V186H96V184ZM103 183V184H102ZM107 183H108V185H107ZM155 183H157V182H149V184H152L153 186H156V185H154ZM158 183H160L159 185H157L156 187H154V188H157L158 186V188L157 189H154V192L153 193H155L158 189H160L161 191L160 192H163V189H164V191L165 192H168L169 190H170V192H172V190L174 191V190H176V191H174L175 192V194L177 193V192H179L180 194L181 193H186L185 192V190H183V189H181V188H178V186H176L175 185V188L172 186V184L171 183H168V182H158ZM157 183V184H158ZM163 183V184H162ZM246 183H250V185L249 186H247V187H244V184H246ZM29 184V185H28ZM30 184L32 185V187L30 186ZM44 184V185H43ZM75 184V185H74ZM79 184V185H78ZM91 184V185H90ZM102 184V185H101ZM114 184V185H113ZM124 184V185H123ZM165 184V185H164ZM252 184H253V186H252ZM19 185V186H18ZM64 185H65V187H64ZM83 187H85V188H83ZM89 185V186H88ZM112 185V186H111ZM125 185H126V189H124L125 188ZM37 186H38V188H37ZM51 186V188H49ZM60 188H58V187ZM69 186V187H68ZM78 186V187H77ZM94 186V187H93ZM108 186H111V188L110 187H108ZM117 186V187H116ZM30 187V188H29ZM66 187H68V190H67V188ZM75 187V188H74ZM76 187H77V189H76ZM89 187H91V189H89ZM93 187V188H92ZM98 187V188H97ZM106 187V188H105ZM115 188V189H113V188ZM123 187V188H122ZM135 187V188H134ZM162 187V188H161ZM164 187V188H163ZM168 187V188H167ZM177 187V188H176ZM235 187V188H234ZM37 188V189H36ZM45 188H46V190H45ZM54 188V189H53ZM62 188V189H61ZM66 188V189H65ZM127 188H128V190H127ZM130 188V189H129ZM144 188H146V189H144ZM59 189V190H58ZM63 189H64V191H63ZM78 189H80V190H78ZM84 189V190H83ZM88 189V190H87ZM109 189V190H108ZM120 189H122L123 191H121ZM132 189V190H131ZM136 189H137V191H136ZM227 189V190H226ZM34 190V191H33ZM43 191L42 193L43 194H41V192L40 191ZM50 192H49V191ZM52 190H55V195L54 194H52ZM62 192H61V191ZM68 191V193L71 195V196H69V194H64L63 195V193H65V191ZM87 190V191H86ZM105 192H104V191ZM118 190V191H117ZM143 190V191H142ZM182 190V192H180ZM229 190V191H228ZM48 191V192H47ZM62 193H60V192ZM66 191V192H67ZM70 191H71V193H70ZM78 191V195L76 194V192ZM125 191L127 192V193H125ZM132 191H133V194H132ZM137 193H136V192ZM38 192H40V194L38 193ZM46 192V193H45ZM57 192H59L58 193V195H56L57 194ZM81 192H82V194H81ZM124 192V193H123ZM142 192H143V194H142ZM157 192H159V190L157 191ZM215 192H217L216 194H215ZM40 195V197L38 196V194ZM75 193V194H74ZM81 195H80V194ZM87 193V194H86ZM130 193H131V195H130ZM135 193V194H134ZM152 193V194H153ZM46 194H48V195H46ZM63 195V196H59V195ZM74 194V195H73ZM86 194V195H85ZM142 196H140V195ZM126 195V196H125ZM128 195H130V196H128ZM132 195H133V197L135 198H133L132 197ZM136 195V196H135ZM147 195V194H146ZM176 195H178V193L176 194ZM213 195H215L214 196V200H213ZM222 195V197H220ZM44 198H43V197ZM64 196H66L65 198H64ZM70 198H69V197ZM76 196V197H75ZM80 196H81V198H80ZM130 198H128V197ZM181 196V195H180ZM185 196H186V194H185ZM37 197V198H36ZM44 199H42V198ZM60 198V200L61 201H59L58 199ZM64 199H63V198ZM68 197V199H66ZM77 197H79V198H77ZM99 197V198H98ZM124 197H127L128 199V201L129 202H132V203H127V201H126V199L124 198ZM141 197V198H140ZM191 197V196H190ZM75 198V199H74ZM89 200H88V199ZM132 198V199H131ZM145 198V199H144ZM218 198H221V199H218ZM223 198V199H222ZM45 199H46V203H45ZM70 199V200H69ZM81 199V201H79ZM101 199L103 200V201H101ZM105 199V200H104ZM106 199H108V200H106ZM122 199H124V202L125 203H123V200ZM136 199H137V201H136ZM140 199H141V201H140ZM218 201H217V200ZM35 200V201H34ZM51 200V201H50ZM63 200V201H62ZM87 200V201H86ZM92 200H94L93 201V203L91 202ZM146 200V201H145ZM43 201V202H42ZM59 201V202H58ZM107 202V205H104L103 203H105V202ZM113 201V202H112ZM200 201H203V202H200ZM37 204H36V203ZM83 202H85V203H83ZM87 202H90L92 205H90L89 203H87ZM96 202V203H95ZM115 202H116V204H115ZM119 202V203H118ZM121 202V203H120ZM133 202H134V204H133ZM138 202V203H137ZM32 203V204H33ZM66 203V204H65ZM73 203V204H72ZM82 203V204H81ZM87 203V204H86ZM98 203V204H97ZM101 203V204H100ZM214 203V204H213ZM40 204V206H42ZM71 204V205H70ZM104 206H103V205ZM106 204V203H105ZM121 204H123V205H121ZM125 204V205H124ZM84 205V206H85ZM96 205V206H95ZM119 205V206H118ZM61 208H60V207ZM66 206V207H65ZM67 206H69V208L67 207ZM99 206V207H98ZM38 207V206H37ZM65 207V208H64ZM98 207V208H97ZM119 207V208H118ZM63 208V209H62ZM96 208V209H95ZM122 208V209H121ZM37 209H39V208H37ZM69 209V210H68ZM95 209V210H94ZM120 209V210H119ZM213 209V210H212ZM217 209V210H216ZM33 210H34V208H33ZM218 211V213L219 214H217V212H214V211ZM34 211H37L36 209L34 210ZM67 211V212H66ZM72 211V212H71ZM121 211H123L122 213H121ZM128 211V210H127ZM67 214H66V213ZM102 212V213H101ZM174 212H176V211H174ZM179 212V210H177V213ZM72 213V214H71ZM212 213H214V214H212ZM65 214H66V217H65ZM119 214H121V215H119ZM217 214V215H216ZM68 215V216H67ZM98 215H100V216H98ZM117 215V216H116ZM37 215H34V217H36ZM120 216V217H119ZM164 216V217H163ZM76 217H77V215H76ZM76 217H73V219L74 218H76ZM100 217V218H99ZM115 217H113V220L115 221ZM128 217V218H127ZM167 217V218H166ZM174 217V218H173ZM78 218V217H77ZM227 218V219H226ZM130 219V220H129ZM164 219V220H163ZM166 219V220H165ZM173 219V221H171ZM177 220V221H175V220ZM179 219V220H178ZM229 219V220H228ZM231 219V220H230ZM233 219V220H232ZM96 220V221H97ZM135 220H136V222H135ZM160 220V221H159ZM115 221V222H116ZM132 221V222H131ZM156 221H159V222H156ZM169 221V222H168ZM227 221H229V222H227ZM95 222V221H94ZM162 222H165L164 224L161 223ZM248 222V221H247ZM137 223V224H136ZM156 223H159L158 224V226H156L157 224ZM166 223H168V224H166ZM230 223H232V224H230ZM238 223V224H237ZM242 223H244V222H242ZM246 223V222H245ZM241 224V226L243 225V227L244 228H246L247 226L246 225H248L249 227V229L252 227H255V224H252L250 221L248 222V224ZM250 223V224H249ZM151 224H152V226H151ZM171 224V225H170ZM218 226H217V225ZM221 224V225H220ZM225 224V225H224ZM129 225H131V227H132V225L134 226V227H132V229H131V227L129 226ZM149 227H148V226ZM153 225H155V227L153 226ZM163 225H165V226H163ZM170 225V226H169ZM222 225H223V227H222ZM227 225V227H228V230H227V227H224V226H226ZM228 225H230V226H228ZM235 225H237V227L235 226ZM144 226H146V227H144ZM216 228H215V227ZM219 226L221 227V228H219ZM232 226H234V227H232ZM241 226H239V227H241ZM143 227V228H142ZM158 227V229L156 230V228ZM164 229H163V228ZM214 227V228H213ZM231 227V228H230ZM208 228H211V230L210 229H208ZM214 229V231H213V229ZM218 228V229H217ZM234 228V229H233ZM248 228H246L247 229V231H246V241H247V244H248V247L251 249H249L250 251H248L249 253L247 254V257L246 258H244V263L243 264H245L246 262V264H248V261L250 262V264H258L257 263V259L256 260H254L256 257H257V255L258 254H256V252L258 251V248L255 250V248L256 247H258L257 246V244H256V230H253L252 228L249 230ZM136 229H138V230H136ZM161 229V230H160ZM203 229H204V231H203ZM222 229L224 230L223 232H224V234L222 233ZM227 230V232H226V230ZM120 230V229H119ZM118 230V231H119ZM147 230V231H146ZM206 230V231H205ZM207 230L209 231L208 233H210V234H207ZM218 230V231H217ZM221 230V231H220ZM236 230V231H235ZM252 230V231H251ZM114 231V230H113ZM133 231H134V234H133ZM140 233H138V232ZM141 231H142V233H143V235L141 234ZM145 231L147 232L146 234H145ZM152 231H154V232H152ZM156 231V232H155ZM161 231H163V232H161ZM191 231H192V234H191ZM205 233H203V232ZM211 231H212V233H211ZM217 231V232H216ZM133 234H131V233ZM149 232V233H148ZM153 234H152V233ZM213 232H214V234H213ZM238 232V231H237ZM157 233H159L158 235H157ZM160 233H161V235H160ZM216 233H217V235H216ZM221 233V234H220ZM226 233V234H225ZM248 233V234H247ZM138 234V235H137ZM203 234V235H202ZM215 236V237H213V235ZM153 235V236H152ZM194 235H198V237L199 238H202V236H203V240L201 239H197V236L195 237ZM202 235V236H201ZM220 235H222V236H220ZM138 236V237H137ZM151 236V237H150ZM194 236V237H193ZM222 237V238H220V237ZM137 237V238H136ZM154 237V238H153ZM162 237V238H161ZM191 237V239L190 240H188L189 238ZM206 237V238H205ZM211 237V238H210ZM218 237V238H217ZM156 238H158L157 240H156ZM187 238V242H189V241H191V242H189L188 243V246L190 247L191 245H192V247H187L186 246V241H185V239ZM192 238H194V240L192 239ZM205 238V239H204ZM209 240H208V239ZM132 239V240H131ZM218 239V241L220 242V243H218L216 240L215 241H213L214 243L215 242H217V243H215L216 244V246H215V244H214V246L216 247V248H220V245H221V242H222V240L220 241ZM162 240V241H161ZM197 240H198V242H197ZM142 241V242H141ZM145 241V242H144ZM152 241V242H151ZM153 241H155V244H154V242ZM159 243H158V242ZM203 241V242H202ZM205 241L207 242L206 244H205ZM252 241H253V244H254V247H251L250 245H253V244H251L252 243ZM135 242V243H134ZM138 242V243H137ZM149 242V243H148ZM157 242V243H156ZM194 242V243H193ZM250 242V243H249ZM255 242V243H254ZM160 243H161V245H160ZM164 243L166 244L165 246H163V248H161V246L162 245H164ZM170 243V244H169ZM191 243V244H190ZM134 244V245H133ZM158 244V245H157ZM169 244V245H168ZM131 245V246H130ZM160 245V246H159ZM168 245V247H166ZM151 246V247H150ZM155 246V247H154ZM173 246V247H172ZM186 246V247H185ZM157 247H158V249H157ZM160 247V248H159ZM167 249H166V248ZM170 247V248H169ZM247 247V248H248ZM254 248V249H253ZM168 249H171L170 251L173 253H168V252H170ZM188 249L190 250V252L188 251ZM126 250H128V252L126 251ZM161 250H162V252H161ZM187 250V251H186ZM248 250V249H247ZM256 252H255V251ZM253 251V252H252ZM185 252V253H184ZM121 252H120V254H122ZM169 255H168V254ZM177 253V254H176ZM264 254V251L263 252H261V254ZM165 254V255H164ZM167 254V255H166ZM180 254H182V256H180ZM255 254H256V257H254L255 256ZM177 255V256H176ZM250 255H251V257H250ZM251 258L250 260H248L249 259V257ZM264 256V255H263ZM167 257H168V260H167ZM175 257V258H174ZM254 257V258H253ZM169 258H170V260H169ZM181 259V261L179 260V259ZM248 258V259H247ZM175 259V260H174ZM246 260H248V261H246ZM252 260H253V262L254 261H256V263H251L252 262ZM263 260H264V258H263ZM175 261V262H174ZM177 261V262H176ZM182 264H183V261H182Z\"/></svg>",
    "mask_w": 264,
    "mask_h": 264
},
{
    "label": "crops",
    "instance_id": "0c3cea01",
    "mask_svg": "<svg viewBox=\"0 0 264 264\" xmlns=\"http://www.w3.org/2000/svg\"><path fill=\"white\" fill-rule=\"evenodd\" d=\"M164 193H165V192H164ZM166 193H167V195L169 194V197H170V198L166 195ZM166 193L164 194V195H165V196H164L165 198L162 199L161 203H162L163 206H166V204H167V207H168V206H169V207H170V206H172V207H174V206H175V207H176V206H180V205H181V204H180V201L183 200V197H185V196L181 197L180 195H179V196H178V195L176 196V194H174V193H175L174 191H172V192H169V191H168V192H166ZM173 194H174V197H173ZM152 195H154V193H153ZM148 197H149V196H148ZM148 197H147V198H148ZM167 197H168V198H167ZM178 197H179V200H180L179 202H178V199H177ZM149 198H150V197H149ZM149 198H148V199H149ZM151 198H152V199H150V200H152V201L155 199L154 196L151 197ZM180 198H181V199H180ZM148 199H147V200H148ZM167 199H169V201H167ZM174 199H175V200H174ZM184 199H185V198H184ZM171 200H172V201H171ZM170 201H171V203H170ZM168 202H169V203H168ZM165 203H166V204H165ZM173 203H174V205H173ZM176 203H177V204H176ZM178 203H179V204H178ZM167 214H169V213H167Z\"/></svg>",
    "mask_w": 264,
    "mask_h": 264
}]
</instances>
